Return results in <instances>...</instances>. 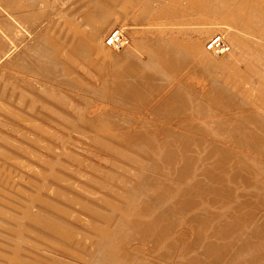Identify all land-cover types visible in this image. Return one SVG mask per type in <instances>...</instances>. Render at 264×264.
<instances>
[{
  "label": "rangeland",
  "instance_id": "rangeland-1",
  "mask_svg": "<svg viewBox=\"0 0 264 264\" xmlns=\"http://www.w3.org/2000/svg\"><path fill=\"white\" fill-rule=\"evenodd\" d=\"M190 1H191V3H190ZM190 1L189 0H0V61H1V64H0V71H1V73H0V81H1L0 82V103H1V105H6L5 107H2V108L0 107V113H2V114H0V120H1L0 121V128H2L4 130V132H5L4 133L2 131V129L0 130V132H2V133H0V137L1 136L2 137L4 136L3 138L2 137L0 138V144H1L0 145V150L3 153H5L6 156H8V157H6L5 155L0 154L1 155L0 156V159H3V160H0V166H2V167H0V170H2L1 171L2 174L5 175V173H8L10 171L12 172V169H13V172L10 175L11 178H14L16 176V173L17 172L20 173V174H22L23 176H26V175L28 176V174H31L29 172L30 171V168L28 169V168L23 167L22 165L20 166V164H18L16 161H14V160H19L20 161V160H22V158L24 159V160H22L23 162L21 161L23 164L27 165L28 167L34 168L35 170L37 169L38 171H41V172L44 171V169H45V171L47 170L46 172L44 171V173H47L48 170H49V168L52 167V166H53L52 168H54V169H55V167H56V169L59 168L60 171L58 169H57L58 172L56 170L55 171L57 173H60V174H57L56 173V175L64 176L67 179L68 178H73V176H74L75 181H76V178H77V181H76L77 183L83 182L84 180H82V179L79 180V178H78L79 175H78V173H77L76 170L79 171L80 169H85L86 171L92 172L97 177H99V176L101 177L102 176L104 178L102 180L104 184H106L107 182L111 183L110 184L111 186L109 185V183H107L106 184L107 187H95V188L100 193H101V191L104 192L105 193L104 196H105V198L108 201L114 203L116 206H119L118 210H116L115 212H112L110 207H108L106 205H102V204L99 205L98 203H95L96 201L91 200V199H88L85 196H83V194L77 193V192H75L73 190L70 191V188H66V185L65 186L64 185L63 186H59L58 185L59 183H56V184L54 183V186L56 185V187H61V188L62 187H65V188H62V189H59V190L66 189L65 192H69L70 191L69 193H71V194L72 193H75V194H73L75 196H77V194H78L77 197L81 198V200L84 203L86 202L90 206H93L94 205L96 208L99 207L98 209H100L104 213L112 214V218H111L112 221L109 222L110 224H108V226L110 227V229H112V231L114 230V232H115L114 227L116 228V224H118L117 225V228L119 229V231L116 229V233L122 231V234H123V232L127 229V228H125V226H127L129 228L130 227L132 228L133 227V224H134L132 220L134 218H136V217L142 218V219H147V218L150 219L152 217H153V219H156V218L159 217L161 219H164L165 222L168 224L170 230H171L172 241L174 240L176 242V244H177L176 247H175L176 249L174 248L175 249L174 252H173L174 249L173 250L171 249L168 252V251H165L163 249V247H161L160 245H158V246L161 247L162 249L159 248V247H157L154 243H152L148 239L141 238L137 232H132L131 228L130 229L128 228L127 229L128 232L127 233L124 232L125 235H128V233H129V235L127 236L128 238L126 239L127 241L125 240V247L124 248L127 251V253L130 256L131 255L132 256L131 257H128L129 262H125L124 263L121 260L122 258L118 259V260H121V261H118L117 258H115V260H114L113 254L112 255H108L109 253L110 254L113 253V252H111L113 249H111V250L109 249L111 246L109 248H107L109 246L108 244H107V247L106 248H103L104 245L106 246V243L105 242H107V240L105 241L102 238L101 239H97V237L99 236L97 233L94 234V231L93 230H92V232L89 231L87 227L83 226L84 224L80 220H78L76 218H74L75 220L74 219L72 220V218H70L69 220H67V223L70 222L69 225L71 226V223L73 222L72 223V226L73 227L75 226L76 229L77 228L78 229L80 228L79 230L77 229L79 232H82V233H85V234H90L88 236L91 237V241L85 243L84 245L83 244L82 245L80 244L82 247L80 245H76V244L71 243L74 246V248H75L74 249L75 251H74L73 248L71 250V246H70L71 244H68V248H67V247H65L63 245L64 242H61L60 241V243H62V244H59L58 241H56V242L53 241L52 242V241H49L48 240L49 241L48 242V241H45L43 238H40L39 239V242L40 243H37L39 245L38 246V249L41 252V255L43 254V257H46V258L49 257L48 259H45L44 258V260H50V261H44L46 264H52L51 260L54 259V257L55 258L57 257V258H59L61 260H67V261H69L70 264H93V263L94 264H98V262H99V264H101V263L102 264L103 263L106 264L107 262L109 264H111V263L112 264H116L117 262H118L117 264H121V262H122V264H129V263L130 264H186V259H185L184 252H187L191 259H193L194 261L195 260L199 261L200 264H217L216 262H214V260L211 257V255L206 251L207 248L205 247V245L200 240L201 239L199 237L200 236V229H199V226H197L198 223L200 224L202 220L203 221H207V220H209L208 218H210V220L212 219L211 222L209 220V222H210L209 224L210 225L212 224L213 221H214L213 222L214 225H216L218 223L219 224L220 223L223 224V221H224V224L225 223L226 224H229L230 223V224H233L234 225L236 223L235 222L232 223L233 219L236 216H238L240 214V212H241V211H238V210H242L245 207L243 205V202L244 203H247L248 202L249 205L251 207H253V208H251V212L253 214L255 213L256 215H258L262 211L263 212L261 214H264V204H263L264 202L262 201L260 203L261 200H264V186H263V184H264V173H263L264 172V151H262V150H264V110H260V109H264V103H263L264 102V99H262V98H264V95L262 93V92H264V75H262V74H264V71H263V69H264V67H263L264 66V63H263L264 62V57H262V58H260V57H250V56L245 57V58L244 57H228L227 60H226V57H224V59L221 60V62H222L221 63L220 62V59H217V58H220V57H217V56H220L221 55L219 53V51H215L214 50L216 53H213L214 52L213 51V48H216L217 49V47H216L217 44L215 43V45H214V41L217 40V38L215 37V34L213 33V31L211 32V29L208 28V27L211 26V24H208L210 21L209 22H205L206 19H203V18H206L205 16H207V17L212 16L211 14H212L213 9H214V6L213 5H214L215 0H204V1L203 0H201V1H199V0H195V1L194 0H190ZM241 1L242 0H220V3H222L224 6H230V5H233V6L236 5L237 6ZM173 2H174V4H173ZM197 2L200 5H198ZM199 2H203V3H199ZM204 2H205V4H204ZM167 3H169V4H167ZM188 3H190V4H188ZM188 5H189V7H187ZM191 5H193V6L195 5L197 10L193 6H191ZM167 6H169L170 8H168ZM179 6H180V9H178ZM207 8H209V9H207ZM175 9H177L179 11L177 12V10H175ZM171 11H172V13H171ZM205 11H207L208 13L210 12V13L209 14L208 13L206 14ZM182 13H184V14H182ZM186 13H188V15ZM174 14H176V15H174ZM150 15H152V16H150ZM173 15L176 16L177 19L181 18V19L177 20V22H178L177 23L178 24L177 25V28L179 29V28L182 27V29L181 30L179 29V31L180 32L182 31L183 34H187L188 39L189 38H191V40L194 39V38L196 39V37H197V36H195L196 35V32L202 31L203 28H205V27L208 28V29H205V30L208 31L209 34L207 32H205V34L201 35V37H200L201 39L199 37L197 38V40H202V43L204 45V50L205 49H208L210 51V56L211 57H209L208 60L206 58L205 59H201V57L197 56L194 53H188L186 51V49H180V48H182L181 46H177V48L175 46L172 47L171 43H169L171 37H166L165 38V37H162V36H160L158 34V30H157V26L158 25H160V26L166 25L165 29L166 30H169V33L172 34L171 30L170 29H167V28H169L168 26L171 24V22H169V20L171 21L172 19H175L176 18ZM201 15H203V17H200ZM194 16H195V18H193ZM182 18H184V19H182ZM186 18H188L189 20L186 19ZM150 20H151V22L153 24L150 22ZM154 20H155L156 23H154ZM167 20H168V22H167ZM203 20H204V22H203ZM207 21H208V19H207ZM191 23H193V24H191ZM203 23L205 25H203ZM72 24H75V26H73ZM252 24L253 23H250V25L252 26L251 27L252 28L251 30H254L253 28L257 27L254 30V32L257 30L256 33H255V35L257 33L260 34L262 32L261 31V28L259 27V26H261L260 22H259L260 25L259 24L258 25H256V24L255 25L254 24L252 25ZM190 25H193V26L191 27ZM179 26H181V27H179ZM76 27H77V29H76ZM196 27H197V30L196 29H193V28H196ZM187 28H191V29L190 30L188 29L189 30L188 31ZM183 30H184V32H183ZM190 31H191V33L193 35L190 33ZM139 35H142V36H139ZM216 36L217 37H220V35H217V34H216ZM211 37H213V38L210 39ZM153 38H154V40H152ZM167 38H169V39H167ZM183 38H184V41H185L186 40L185 37H183ZM183 38H181L182 41H183ZM166 39L168 40L167 42H166ZM205 40H206V42H204ZM140 42H142V44H143L144 47H147L145 49H150V52H147L146 53L147 55H145L144 53L143 54L136 53V54H133L131 56L133 49H134L133 52H135V50L137 49L136 47L138 46L137 43H140ZM156 42L157 43L164 42V43L161 44L162 45L161 46L160 44H157ZM166 43H167L168 46L171 45V48L172 49L170 48V46L168 47L166 45ZM92 44H101V46L103 47V50L98 51V52H95L97 50L94 51L95 48H93V47L91 48V45ZM156 44H157V46H156ZM158 45H160V46H158ZM220 45H222L224 47L226 46L225 48L224 47H221V49L223 48V50H225V51H226V49H230L229 44H226V42L221 41L220 42ZM148 46H150V48ZM166 47H167V49L165 50L164 48H166ZM151 48L154 51L153 54H151V50H152ZM168 48H170V49L168 50ZM11 50L12 51L14 50V51L12 52ZM172 50H174V52L175 51H178L180 53H178V52L176 53L175 52L178 55L175 54L176 57H172V59H170L171 61L168 60V57H166L167 60L165 59V57H162L163 59H165V62L162 63L161 61H164V60L162 58H160V57L162 55H164L166 52L172 51ZM159 51H160L161 54L160 55H157L156 53L159 52ZM181 51L182 52L185 51V52L181 53ZM227 52H228V50H227ZM62 53H64L67 56H65ZM149 53L152 55V57H151V55ZM230 53H232V52L230 51ZM137 54L140 55L141 57H135V56H138ZM10 55H11V57H10ZM154 55L156 57H153ZM182 55H187V56H185L186 58H184ZM146 56H148V57H146ZM2 57L4 59H2ZM5 57H9L10 60H9V58L7 59ZM13 57H17V58H13ZM87 57H89V59H87ZM91 57H92V59H91ZM98 57L100 59H97ZM187 57H189V58H187ZM197 57H198V60L195 59ZM182 58H184V59H182ZM52 59L55 60V61L53 62ZM61 59L65 63H63ZM69 59H72V60H69ZM95 59H97V61H95ZM134 59H136V60H134ZM141 59L143 61H141ZM14 60H18V61H14ZM175 60L177 61V63H179L178 65H177V63H176ZM183 60H185L187 62L189 61V63H187V62H185ZM3 61H4V63H3ZM7 61H9V62L14 61L13 62L14 64L12 63L9 66H7V65L4 66L5 64L9 63ZM50 61H51V63H50ZM136 61H138V62H136ZM195 61H197V63H195ZM198 61H199V63H198ZM213 61L217 65H215V63ZM227 61H233V62L231 63V62H227ZM250 61H252V62H250ZM17 62H19V63H17ZM171 62H172V64H171ZM183 62L187 63L188 65L187 64L184 65ZM236 62L238 64V66H237ZM48 63L52 67L51 66H48ZM55 63H57L59 66L56 65ZM78 63H79V66L76 65ZM80 63H82V64H80ZM111 63H113V64L111 65ZM131 63H134V64H131ZM148 63L151 64V65H149ZM164 63L165 64L167 63L166 65H168V66L166 67V65ZM212 63H214V64H212ZM219 63H220V65H219ZM228 63L230 65V67L228 65H226ZM260 63H262V64H260ZM18 64L20 66H17ZM52 64H55V65L53 66ZM146 64L149 65V66H147ZM174 64H176V66H178V67L172 66ZM203 64H204V67L206 66V68L204 70L202 68L203 67ZM207 64H210L211 67L209 65H207ZM2 65L4 66V70L6 69L5 72H3L4 70L2 71V68H3ZM96 65L98 67L99 66H101V67L98 68ZM117 65H119L120 67L117 68L118 67ZM145 65H146V67H150L151 69L146 68ZM155 65L158 66L157 69H159V71H157ZM160 65H161V67H160ZM194 65L195 66L197 65L196 66L197 68L194 67ZM212 65L213 66H216V67H212ZM221 65H222V67H221ZM252 65H254V66H252ZM255 65H257L256 68H254ZM10 66H12L14 69L12 67H10ZM70 66L71 67L73 66L74 68H71ZM94 66L97 69L94 68ZM187 66H189V67H187ZM192 66H193V68H192L193 70L190 68ZM231 66H233V67L236 66L237 68L236 67L232 68ZM247 66L249 67V69H247L248 68ZM23 67H24L25 70L23 69ZM85 67H86V69H85ZM111 67H113V68H111ZM142 67L143 68L145 67L147 70H145V68L143 70ZM164 67L167 69L165 71L168 72V73H165V71H163L165 69ZM173 67L174 68H177V70H175ZM200 67L202 68L203 71H200V73H198V70H201ZM17 68H18V70H17ZM29 68L31 69V71L33 73L30 72V69ZM51 68H52V70H51ZM183 68H184V70H183ZM198 68H200V69H198ZM207 68L209 70L213 69L214 71L211 70L209 72V70ZM257 68L260 69V70L258 71ZM7 69H10L11 71L10 70L8 71ZM186 69H187V72H186ZM194 69H197V72L194 71ZM239 69H240V72L238 71ZM252 69H254V70H252ZM16 70L19 71V72H17ZM39 70L40 71H43V72H40ZM139 70H140V73L137 74V72ZM148 70L149 71H152V72H148ZM178 70L181 73L178 72ZM228 70H229L230 73L231 72H233V73L229 74ZM248 70H251V71H248ZM21 71H22V73H21ZM117 71H119L120 73L117 72ZM143 71H144L145 74L143 73ZM184 71H185V73H183ZM223 71H225V72H223ZM255 71L256 72L258 71V72L255 73ZM11 72L16 77L14 75H12ZM57 72H59V73H57ZM162 72H163V74H162ZM227 72L229 74V77H228V75H226ZM235 72H237V73H235ZM6 73H7V75H6ZM31 73L34 75V77H33V75ZM40 73H41V75H44L46 79L44 77L42 78V76L39 75ZM70 73H73V74H70ZM134 73L136 75L135 77L133 75ZM8 74H10V75H8ZM21 74H23V75H21ZM149 74H150V76H149ZM194 74L195 75L197 74L198 76L197 75L195 76ZM203 74H204V77L202 76ZM223 74L225 75L226 78L223 77ZM234 74H235V77H232L231 75L234 76ZM238 74L239 75L240 74H243L242 77L246 78V79L243 78L244 79L243 81H245V85H242V84L237 85V83H238L237 82V80H238V78H237L238 77ZM38 75H39V77H38ZM50 75H51V77H49ZM129 75H132L133 78L129 77ZM163 75L164 76L167 75L166 76L167 78H169L171 76L170 79L173 78V81H171L170 79H167L166 77H165L166 81H164L165 79L161 80L164 77ZM168 75H170V76H168ZM21 76H23V77L26 76V77H24L25 79H21L20 78ZM157 76H158V78H157ZM193 76H195V77H193ZM199 76H202L204 78V81H202L203 80L202 77H200L201 79H199L198 78ZM5 77H6V80H5ZM8 77H9L10 81H9ZM11 77H13L14 80ZM58 77L61 80V81H59V83L57 82L58 81ZM108 77H109V79H107ZM110 77H112V78L110 79ZM127 77H129L128 81H131V83L128 82V81H126L127 80ZM196 77L198 78L197 81H196V79H197ZM27 78H29V79H27ZM34 78L36 79V81H38V83L35 81ZM229 78H231V79H229ZM249 78H251V79H249ZM11 79H12V81H11ZM18 79H21V80H18ZM51 79L52 80L55 79V80H53V82H52ZM112 79H114V81ZM118 79H119L120 82L118 81ZM188 79L189 80L191 79L190 80L191 82ZM247 79L249 81H247ZM3 80H4V82H3ZM30 80L32 82H35V83L32 84V82ZM41 80H42V82H41ZM46 80H49V81L46 82ZM105 80L107 82H105ZM178 80H181V81H178ZM192 80L193 81L195 80L194 82H197V83H195L197 85L196 88H195V84H193V81ZM230 80H232V82ZM234 80H236V81H234ZM24 81H25V83H24ZM55 81L57 83H54ZM112 81H113L114 84L112 83ZM187 81H189V82H187ZM222 81H224V82H222ZM226 81H228V82L226 83ZM79 82H81V83H79ZM127 82H128V84H127ZM164 82L166 83V85H165L166 87H167V84L170 85V87L168 86L166 88L164 86ZM169 82H170V84H169ZM199 82H202V83H199ZM203 82H206V83H203ZM260 82L262 84H260ZM16 83H18L19 86H21V85H23V86L19 87L18 84H16ZM76 83H78V87H77V84ZM99 83H101V85ZM125 83L127 85H125ZM162 83H163V85H162ZM180 83H182V84H180ZM190 83H191V85H190ZM248 83H250V86L251 87L248 86ZM40 84H41V87L42 88L39 87ZM55 84L57 86L60 85V87H57ZM107 84H108V86H107ZM130 84H131V86H130ZM187 84H188V86H187ZM200 84H202L203 86H200L199 87L198 85H200ZM204 84H206V86ZM231 84H233V86ZM7 85H9L10 87L8 88ZM91 85H94V86H91ZM124 85L126 87H123ZM133 85L135 87H133ZM146 85H147V87H145ZM171 85H173V86H171ZM176 85H177V87H176ZM182 85H184V86H182ZM224 85H226L230 90H232V88H233V90H232L233 93H231V91L228 88L226 89L225 88L226 86H224ZM234 85H237L238 87L237 86H234ZM30 86H31V88H30ZM61 86H63V87H61ZM103 86H104V88H103ZM119 86H121L120 87L121 90H120ZM140 86L141 87L142 86L145 87L144 88L145 90L143 88H141ZM163 86L165 87V89H163ZM243 86H244V88H242ZM255 86H257V87L255 88ZM49 87H50V89H48ZM55 87H57V88H55ZM81 87H83L82 89H84V90L86 88L85 92L82 91V89L79 90V88H81ZM88 87L91 89V91L93 90L94 95H93V92L91 94V91H90V89ZM100 87H102V88H100ZM127 87H129V88H127ZM132 87H133V89L135 91H133ZM173 87H175V88H173ZM183 87L184 88L186 87L185 88V92L183 91L184 90ZM193 87L195 88V90L197 91V93H195L196 91L193 90L194 89ZM217 87L219 89L221 88L220 89V92L218 91V88ZM253 87L256 90L253 89V91H250V90H252L251 88H253ZM37 88H38V90H37ZM62 88H64V89H62ZM66 88H69V91ZM71 88H72V90H71ZM77 88H78V90H76ZM122 88L123 89L125 88L124 90H126V91L128 90L127 91L128 94L127 93L124 94V92L122 91ZM179 88H180L181 92H183V93H185V95H187V96H184L185 98L182 95L183 93L179 94V92H180ZM188 88H190V90L192 89L193 92H191ZM200 88H203L204 91L202 89H200ZM238 88H239V93H238ZM7 89H9V91ZM52 89H56V91H58L59 94H62V96H64L67 99V101L62 102V101H56V100H54V98L52 96H50V94L52 92ZM112 89H114V90H112ZM131 89H132V91H131ZM139 89H142V90H139ZM241 89L242 90L245 89V91L241 92L242 91ZM28 90H30V91H28ZM32 90H34V91H32ZM105 90H108V91H105ZM143 90H144L145 93L143 92ZM147 90H148V94L149 95H151V96L154 95V96L153 97L149 96L147 94V92H146ZM149 90L155 91L156 94L154 92H152V91H149ZM158 90L160 91L159 94L157 93ZM173 90H174L173 96L175 97V99H174V97L172 98L173 102H172V100H170V102H169V100H165V99H168L166 97L169 94L171 96V93L173 92ZM176 90H178V93H177ZM188 90H189L190 93H188ZM216 90L218 91L219 94L217 93ZM224 90H225V92H224ZM228 90L230 92H228ZM81 91L83 93L89 94V96L90 95L91 96L89 97L86 94H82ZM95 91L98 93V94H96V97H98V98L100 97V100H97L98 98L95 97V93H96ZM102 91L104 92L105 95H101L100 94V93H102ZM140 91H142L141 94H143V93L145 94L144 97H145L146 101L144 100L143 101L144 103L142 101L138 103V101H140V100H136L135 99V95L138 92H140ZM207 91L210 92L209 95H211V96H209L206 93ZM236 91H237L238 95L235 93ZM255 91L256 92L258 91V92L256 93ZM5 92L7 94L9 93L8 95L10 97ZM22 92H25V93L27 92V97L24 98L25 100L23 98H21ZM28 92H30V94ZM33 92H35V94ZM211 92H212V94H211ZM246 92L247 93L250 92L251 95L249 94V96H247L248 94ZM259 92H260V94H258ZM11 93H13V94H11ZM108 93H111V94H108ZM163 93L165 94V96H164ZM166 93H168V94H166ZM191 93L192 94L195 93V94L192 96ZM214 93H217V94H214ZM229 93H231V96H230ZM242 93H244L246 96L243 95ZM67 94H69L70 96H67ZM161 94H163V95H161ZM177 94H179V95L177 96ZM202 94H204V95H202ZM205 94H207L206 97H204L205 100H204V98L199 97V95L200 96H205ZM228 94H229V97H228ZM233 94L235 96H237V98L239 97L238 100L239 99H241V100H239V101L238 100H235L234 101V99H232V98H235L233 96ZM255 94L257 95V98H259L260 101L256 98V95ZM32 95H33V97L35 96L36 102H35V104L30 105L29 98ZM107 95H110L109 97L111 99L114 98L112 100L113 102L112 101L110 102L111 99H109V97H106ZM111 95H112V97H111ZM127 95H128V97H127ZM131 95L134 96V97H132ZM190 95L193 98L192 97H189ZM197 95H198V97L196 98L197 100H195L194 98ZM212 95L214 97H216V95H217V98L212 99L213 98ZM225 95H227V96H225ZM258 95L259 96H262V98L259 97ZM46 96H47V98H46ZM87 96L89 97V99H87ZM93 96L96 99H93L92 100V98H94ZM102 96H105V97H102ZM147 96H148V98H146ZM179 96H182V97H179ZM243 96H245V97H243ZM252 96L253 97L255 96V97L253 98ZM121 97H122V101L120 102L119 100L121 99ZM130 97H132V98H130ZM150 97L153 100H151ZM176 97H178L179 99L176 98ZM241 97H243V99ZM17 98H18V100H17ZM105 98H106V100L109 99L108 102L105 100ZM127 98L130 99L131 101H129ZM199 98H201V99H199ZM223 98H224V100H223ZM246 98L248 99V101H247ZM116 99H118L119 102L114 101ZM124 99H127V102L128 103ZM176 99H178L182 103L185 101L186 103L185 102L184 103L187 104V105H185V107H184V104L182 105V103H181V106H179L180 105V102L179 101L178 102L175 101ZM193 99L195 100V102H193ZM209 99H211L212 102H214V103H212L211 100H209ZM221 99L223 100V101H221L222 104L221 103H218V102H220ZM226 99L229 102H227ZM254 99H256L255 102H254L255 104L253 103ZM189 100L191 101V103H189L190 102ZM203 100L205 102H201ZM215 100H216L217 103L215 102ZM39 101H40V103H39ZM93 101H95L94 103H96V104L92 103ZM105 101H106V103H105ZM132 101H134V102H132ZM174 101H175V104H174ZM207 101H209V102H207ZM245 101H246V103H245ZM42 102H44V103L42 104ZM152 102L155 103V104H152ZM247 102H248V104H247ZM259 102H262V103H260L259 105H256ZM19 103H20L21 106L19 105ZM108 103H110V104H108ZM160 103H162V104H160ZM170 103H173V104L171 105ZM201 103H202V105H201ZM208 103H210L211 105H209ZM223 103H227V104L230 103V104L228 106H227V104H224V106H223ZM13 104H15V107H14ZM190 104H191V106H190ZM207 104H208V106H207ZM249 104L251 105L250 107H249ZM55 105H57L58 108ZM100 105H102V106H100ZM135 105H138V106H135ZM144 105H146V106H144ZM176 105H177L178 112L180 111L179 113L176 112L177 111L175 109L176 108ZM199 105H201V106H199ZM203 105L204 106H207V107L204 108ZM61 106H62V108H60ZM96 106H98V107H96ZM149 106H150V108H149ZM19 107L21 108V110H19L20 109ZM103 107H105V108H103ZM180 107L183 108V109H179ZM198 107L200 108V110H201V107H202V110L199 111V108ZM11 108H13V109H11ZM93 108L95 109V112H93V110H92ZM102 108L104 110L107 108L108 111L107 112L106 111H103ZM206 108L210 112H207V109ZM209 108H211V109H209ZM250 108H252V109H250ZM189 109H191V110H189ZM203 110H204L205 113H200V112H203ZM251 110H253V113H252ZM35 111L38 112V113H35ZM60 111L61 112L64 111L63 112L64 114L63 113H59ZM86 111L88 112V114H87ZM183 111H185V112H183ZM197 111L199 112V114H198ZM24 112H26V113H24ZM96 112H97V114H96ZM109 112L111 114H109ZM170 112H171V114H169ZM55 113L56 114L58 113L59 115L58 114L57 115L59 117ZM65 113H66V115H65ZM81 113H83L84 115L81 114ZM106 113H108L110 117H108V114H106ZM156 113H158V114H156ZM164 113H165V115L167 114V116L169 118L167 116H165ZM184 113L185 114L188 113V115L186 117L184 116L185 118L182 117L183 115H185ZM258 113H259V116H261V115L262 116L259 117L258 116ZM29 114H31V115H29ZM33 114H35V115H33ZM67 114H69V115H67ZM72 114H73V116H72ZM181 114H183V115H181ZM203 114L206 115L205 118H204V115ZM49 115H50V119H49ZM162 115H163V117H162ZM179 115H180L181 118L179 117ZM194 115L196 117H194ZM215 115H217V116L215 117ZM199 116H200V118H203L204 121L201 120L200 118H198ZM210 116L214 117L215 119L214 118L211 119ZM31 117H32V119L35 118V120H32ZM84 117H86V119ZM92 117L93 118L95 117V118L92 119ZM97 117H98V119H97ZM104 117H105V119H104ZM171 117H173L175 119L172 120L173 118H171ZM188 117L191 118V119H188L191 123H192V121H191L192 119L196 123L193 122L194 125H193V123L190 124V122L188 120H187L188 123L187 122L185 123L186 118H188ZM207 117H209V118H207ZM6 118H7V120H4ZM12 118H14L15 120H13ZM38 118H40V119L43 118V119L42 120H39ZM170 118H171V120H170ZM178 118H179V120L180 119L181 120L179 121ZM183 118H184V121H183ZM195 118H196V120H195ZM206 118H207V120H206ZM37 119L39 121L38 125H37V122H38ZM136 119H137V121H136ZM197 119H198V121H197ZM3 120H4V122H2ZM44 120H45V122H44ZM90 120H91V122H92V120H97L96 122H98V123H96L94 121H93L94 123H91ZM98 120H102V121H98ZM103 120L105 121L104 122L105 124L103 123ZM107 120H108V123H107ZM110 120H114L115 122L114 121L110 122ZM116 120H117V122H116ZM212 120H214V121H212ZM9 121H11V122H9ZM54 121H56V122L54 123ZM118 121L120 123L117 125ZM131 121L134 124H131ZM176 121H178V123ZM208 121H210L209 124L207 123ZM14 122L16 124H13ZM23 122L24 123H27V124H24ZM34 122H35V125H34ZM42 122H44L45 124L44 123L42 124ZM50 122H53V123L50 124ZM121 122H123V123H121ZM141 122H142V124H141ZM182 122H183V124H182ZM213 122L214 123H217V124H214V125H216V127H214ZM11 123H12V126L10 125ZM85 123H87V124L85 125ZM112 123L114 125H116L115 126L116 128L112 129L113 126H114ZM144 123L146 124V126H148V129L145 126ZM179 123H181L180 124V127H179ZM205 123L208 124V127H207V125ZM127 124H129L131 126H128ZM137 124H139L140 126L137 125ZM186 124H189V126H187ZM13 125H14V127H13ZM17 125H19V127H21V128H19ZM185 125H186L187 128L185 127ZM217 125H219L218 127H219V130L220 131L219 130L217 131V129H218ZM15 126H17L18 128L15 127ZM81 126L82 127L85 126V127L82 128ZM97 126H99L100 129H99V127L97 128ZM182 126H184V128H182ZM190 126H191L192 129L190 128ZM87 127H88V129H87ZM108 127H109V130L110 131L108 130ZM132 127H134V130H133ZM196 127H197V130L199 129L200 132L196 130ZM211 127H212V129H211ZM12 128H14V129H12ZM49 128H50V132L51 133L49 132ZM188 128H190V129H188ZM103 129H104V132H107L108 131V133H104L103 132ZM124 129L127 131V133H126V131ZM146 129L150 133L149 132H146L147 131ZM184 129H187L190 132L189 131H186ZM13 130H15V131H13ZM23 130H24V133H23ZM95 130H97V131L95 132ZM105 130H107V131H105ZM118 130H121V132L123 131L124 133L123 132L121 133ZM193 130H196V131H193ZM213 130H216V132H213ZM8 131H10L12 133L13 132H16V133H13L12 134V133L9 132L10 133L9 134ZM27 131H28V133H27ZM203 131H205V132H203ZM207 131H210V134H207V133H209ZM44 132H46V133L43 134ZM97 132H99V133H97ZM110 132H111V135L113 134L112 135L113 138L109 134ZM134 132H135V134H136V132L137 133H139V132L140 133H142V132L145 133L146 132L147 133L146 136H148L146 138L153 139V138H155V135H156V137L161 138V139L156 138V140H154V141L152 140V141L145 142L146 143V149H145L144 144H140L142 142V139H140V141H141L140 142L137 139L138 137L135 134H134L135 136L132 134ZM151 132H153V133H151ZM217 132H218V134H217L218 136L216 135L217 136L216 137V136H214L213 133L216 134ZM6 133H8V134L7 135H4ZM95 133H97V134H95ZM102 133H103V136H101ZM162 133L164 134L163 136L161 135ZM203 133H206V134H203ZM14 134H15V136H13ZM131 134L133 136H131ZM166 134L168 136L174 137V140L177 142V145H179V146L182 147L183 146L182 145V142L184 141L185 148H187L188 146H190V148L186 149L185 151H183V149H181V153L188 155V159H189L188 160V163L189 164L191 163L190 165L188 164L189 167H191V168L193 167L192 168V172L189 173L188 175L183 176L184 178L179 177V174L178 173L172 172V171H174L173 170V167L170 169V167H168L167 164H166V161H168V159L165 161V159L167 158L166 155L163 152H161L158 149H156L157 148L156 147V143L161 144L163 142L162 140H164L166 142V140H165L167 138V135ZM125 135L128 138V139L126 138L127 139L126 140L127 141L126 143H125V141L122 142L123 141L122 138H125ZM128 135H130V137H128ZM210 135H212V136H210ZM34 136H38V137L36 138ZM41 136H42V138H41ZM8 138H12V139H8ZM111 138H112V140H111ZM114 138H115V140H114ZM181 139H183V141ZM18 140H22L23 143H21V141H18ZM64 140H66V141H64ZM104 140H106V141H104ZM130 140L133 141V142H130ZM157 140H159V141H157ZM212 140H214V142ZM24 141H25V143H27V142L28 143L31 142V143H30V145L28 143L25 144ZM11 142H12V144H11ZM120 142H122V144H120ZM128 142L129 143H134L135 145L132 144V145H134V146H132ZM244 142L246 143L247 146L250 145L251 148L250 147H247L246 148L245 147L246 145H243L242 144ZM42 143L45 144V145L48 144V146H50L53 150H57V148L58 149H63L64 148V150H66L70 155H64V154H62V156L61 155H57L56 152L54 153V151H52V150L44 149L42 147ZM117 143H119V145ZM138 143H139V145H138ZM148 143H153V144L151 145V144H148ZM187 143H188V145H187ZM240 143H241V146L238 145ZM53 144H54V146H53ZM252 144H254L253 147L255 149L257 147L259 149L253 150ZM256 144L257 145L260 144V145L257 146ZM20 145H23V146H20ZM242 145H243V147L245 149L242 147ZM3 146H5V147L7 146L8 147V148L6 147L7 148V150H6L7 152L4 151L6 148L3 147ZM62 146H64V147H62ZM239 146H240V148H239ZM41 147H42V149H41ZM114 147L115 148H119V147L121 148L122 147L121 149H123L125 151V153H127L129 156H131L132 158H134L135 161H132L129 158H126V156L121 155V154H119L117 152L111 151V149L114 148ZM206 147H208L207 148V151L205 149ZM32 148H34V149H32ZM127 148H128V150H126ZM139 148L141 150H139ZM209 148L211 150V151L209 150L210 152H208V149ZM134 149H135V152H133ZM200 149H202L203 152ZM16 150L18 151L19 154L21 153V155L24 156V157H22L21 155L16 154V152H17ZM36 150H37V152H36ZM101 150L103 151V153L100 152ZM11 151L13 152V154H12ZM42 151H43V153H42ZM126 151H128V152H126ZM193 151L194 152L196 151L197 155ZM218 151H219V153H217ZM9 152L11 154H8ZM155 152H156V154H155ZM200 152L203 155L202 154H199ZM44 153H45V155H43ZM151 153H153V154H151ZM134 154H136V155H134ZM207 154L208 155L211 154V156H207ZM212 154H214V155H212ZM36 155H37V157H36ZM156 155H157V158H156ZM215 155L217 157H215ZM223 155L226 156V158H224ZM227 155L229 157H227ZM30 156L32 157L31 159H30ZM49 156H50V158H49ZM69 156H70V158H69ZM238 156H239V158H238ZM54 157L57 158V159H54ZM74 157L75 158H78V159L75 160ZM164 157H165V159H164ZM206 157H208V159L210 157L209 161H208V159ZM211 157H212V159H211ZM222 157H223V160H222ZM241 157H243L244 159H242ZM26 158H28V159H26ZM82 158H84V159H82ZM193 158L195 160H193ZM196 158H198V159H196ZM201 158H203V159H201ZM41 159H43V160L41 161ZM152 159H153V161H152ZM206 159H207V161H206ZM224 159H225V161H224ZM236 159H237V162H236ZM241 159L242 160H245L246 162L245 161H241ZM29 160L30 161H33V162L36 161V162L33 164V162L30 163ZM50 160H52L53 162L50 161ZM238 160L240 162H242V164L244 163L245 165L243 166L241 163H238L239 162ZM4 161L5 162H8V165H7L6 168L3 167V165L4 166L6 165ZM25 161H26V163H24ZM62 161H64L65 163L62 162ZM200 162H201V164H200ZM217 162L219 164H217ZM229 162H231V163H229ZM235 162H236L237 165L240 164V166L239 165L238 166L236 165L235 167H233V165L235 164ZM1 163H3V164H1ZM16 163L18 165H16ZM36 163L40 167H37L38 165H36ZM154 163L156 164L155 167H153ZM224 163H226L227 165L224 164ZM67 164H69V165H67ZM71 164H73V165H71ZM219 165H220V167H219ZM13 166H15V167H13ZM135 166L138 167V168H135ZM158 166H160V168ZM242 166L244 167L243 169H242ZM254 166H256V167H254ZM41 167H46L47 169L46 168H41ZM120 167H122L123 170ZM15 168H17V169H15ZM76 168H79V169H76ZM103 168H106L107 171H105V169H103ZM232 168L233 169L234 168H236V169L239 168L241 171L239 170L238 172H236L237 171L236 169L233 170V171H231ZM251 168L255 169L254 170V173L251 170ZM259 168L261 169V171H263L262 173L259 171L260 170ZM7 169H10V171L7 170ZM19 169H20V171H18ZM92 169L93 170L95 169V170L92 171ZM169 169H170V171H169ZM21 170H23V172ZM109 170H111V172ZM113 170H115V171L117 170V171L115 172ZM154 170H156L157 172L159 171V174H156ZM227 170L230 173L235 174V177H233L234 175L233 176H230V173L227 174V172H228ZM14 171H15V173H14ZM213 171L215 172V174L217 176L216 177L217 179L212 178L211 173ZM218 171H219V174H218ZM251 171H252V174H255V176L254 175L253 176L251 175ZM64 172L65 173L67 172L66 173V176H65ZM161 172H163V173H161ZM208 172L210 173V175H209ZM223 172L226 173V175H227L226 178H225L226 175ZM239 172H240V174H239ZM242 172H243L244 175L242 174ZM246 172H247L248 175L245 174ZM26 173H28V174H26ZM106 173H108L109 175H107ZM164 173L169 178L167 176L165 178V174ZM256 173H257L258 176H256ZM115 174H118V175H115ZM154 174L157 177V179L154 176ZM196 174L198 175V177H196L197 176ZM237 174H239V175H237ZM143 175H145L146 178L149 176L148 178H150V180L148 178L146 179L145 177H143ZM159 175H161V177ZM241 175H243V176H245L247 178L245 179ZM151 176H153V177L151 178ZM219 176H220V178H218ZM229 176H230V180H228ZM221 177H223V178L221 179ZM248 177H249V181L250 182L248 181ZM251 177L252 178L254 177V180L252 179L253 182L250 179ZM260 177H263V178H261L262 180L260 179ZM235 178H236V180H235ZM240 178L241 179H245V180H241ZM48 179H50V182H53L55 180L52 176H49ZM107 179H109V180L107 181ZM158 179H159V181H158ZM165 179H166V181H165ZM218 179H219V181H218ZM12 180L13 179H11L10 181H12ZM120 180L123 181V182H121V183H123V186H121V188L119 186L120 184H117V181H120ZM152 180H153V183L151 182ZM213 180H214V183H213ZM1 181H3V180H1V177H0V183H2V185H0V186H2L3 188H5L6 190L9 189L8 191H11V193L9 192L10 193V199H13L14 200L15 199L14 196L17 195V193L14 190V188L11 187V182H9V184L5 185V183L4 182H1ZM75 181H73V182H75ZM169 181H171V182H169ZM180 181H182V182H180ZM216 181H217L218 184L216 183ZM222 181H223V183H222ZM231 181H232V183H231ZM242 181H245L247 183H244L243 182V184H244L243 185L241 183ZM260 181H262V182H260ZM85 182H86V180H85ZM113 182H114V184H112ZM147 182L148 183L151 182L152 186L156 182L157 185L159 184V187L158 186L156 187V185H154L155 187H152L151 185H149L150 183L148 184ZM197 182H199V184L201 183L200 184L201 186L204 183L205 184V185L203 184L204 185V188L207 187L208 185H212L214 187L216 186V188L213 187V189H211L212 186H210V187H208L206 189H204V188H199V189H196L195 188V190L193 189L195 192L198 191L197 192L198 194H195L196 195V197H195L196 198V204H195V206H192V208H188L189 210L188 209L187 210L186 209L185 210H182L179 207H177L175 205L176 198L172 197V195H168L165 192V189L170 188V185H171V187H173L174 189H176L177 191H179L180 190L179 188L182 187L181 188V190H182L183 188L186 187L185 186V183L189 187V186H193L194 184H197ZM227 182H228V185H227ZM233 182H234V184H233ZM251 182H252V184H255L254 187H253V185H251ZM16 183H18L17 180H16ZM173 183H175V184H173ZM23 184H25V185H23ZM235 184H236V186H234ZM256 184H257V186H256ZM83 185L89 187L85 183H83ZM24 186H25V188L27 187V189L22 188L21 191H24V192H27V193L31 192V190H30L31 186L28 185V183H22V187H24ZM228 186H230V187L228 188ZM129 187L132 189L133 192L130 191V188ZM221 187H223V190L221 189ZM256 187H259V188H256ZM111 188L118 189V191H119L120 194L112 193ZM224 188H225V190L228 189V190H226L227 193L224 190ZM261 188H263V189L260 190ZM119 189H121V190H119ZM161 189L164 190V192H163L164 194H161L162 193L161 192L162 191ZM208 189H211L210 192H208L209 191ZM231 189L235 193L233 195V192H231V197H229V195H230L229 194L230 193L229 191ZM176 190H174V191H176ZM205 190L208 193L207 192H204ZM122 191H124V192H122ZM125 191H127V192H125ZM129 191L131 193H129ZM199 191L201 193L202 192L203 193L201 194ZM219 191H221L222 194H219L218 193ZM223 191H224V193H226L225 194L226 196L223 195ZM0 192H1V189H0ZM106 192L110 196L107 195ZM13 193H16V194L14 195ZM43 193L46 194V195L48 194L46 191H43ZM213 193L215 195H213ZM259 193H261V194L259 195ZM19 194L22 197L18 196L20 199H17V201H19L20 203L21 202L23 203V200H21V199H24L23 193H19ZM216 194H217L218 197L216 196ZM237 194H239V195H237ZM241 194H243L244 196L241 195ZM135 195H137V196H135ZM221 195H223L224 197H222ZM257 195H258V197H257ZM122 196H124V197H122ZM126 196L128 197L129 200H131L130 202H128V200L126 199L127 198ZM260 196H262L260 198V200H257ZM52 197L54 199L56 198L55 199L56 201L53 198H50L51 199L50 200L51 202L59 203V200H58L59 198H57L56 196H52ZM83 197H85V198H83ZM130 197H132L133 199L136 198V197L137 198L133 200ZM138 197L141 200H139ZM216 197L218 199H216ZM226 197H228V198H226ZM242 197H244L245 198V201L246 200L247 201L246 202L243 201L244 198L242 199ZM168 198H170V199H168ZM224 198H226V199H224ZM220 199H221L222 203H221ZM228 199H230V202H228L229 201ZM47 200H48V198H47ZM120 200H123V201H120ZM125 200L128 203L125 202ZM167 200H170V201H167ZM224 200H227L226 203H225ZM250 200L252 202H254V204L251 203ZM173 201H175V202L173 203ZM139 202H141V203H139ZM231 202H232V204L234 206L232 204H231L232 206L230 205ZM258 202L260 203V205H259ZM123 203H125L126 205L129 204V203H131V205H127L128 207H131V206L133 207L134 205H136L137 207L134 206L131 210H129L130 208H125L124 207L125 210L128 209L129 211L122 212L123 211V206H126ZM3 204L5 206H2ZM61 204L62 203H60V205ZM2 205L1 206L2 207H5V208H7L8 206H10V208L12 209L11 205H8L4 200H2ZM101 206H103L104 208L103 207L101 208ZM139 206H142V208L139 207ZM230 206L231 207H234L235 211H234L233 208H232L233 209L232 210L230 208ZM144 207H146V208H144ZM219 207H221V208H219ZM192 209H194V210H192ZM204 209H206V212H205ZM217 209H219V210H217ZM79 210L82 212L83 215L80 214L81 212H79V213L76 212V211H79ZM103 210H106V211H103ZM136 210L138 212L139 211H145V210L148 211L149 210L148 212L149 213L151 212L152 215H150L148 212H147L146 215H145L146 212L144 214L142 212H139L138 213V212H135ZM202 210H203V212H202ZM223 211H229L227 213L228 214L227 217L226 216L220 217V214ZM230 211L232 213H234V212H236V213L232 214ZM83 212H85V214H88V215H85ZM207 212H211V213H208L209 216L207 215ZM74 213L76 214V216L82 218L85 221H89V222H92L94 224H98L99 223L98 224L99 226L100 225L101 226H104L103 224H100L102 222L101 219H99L98 220V223H96L97 220L96 219H93L91 217V215L86 211V209H83V208H75ZM127 213H129V214H127ZM131 213L132 214L134 213V214L130 216ZM214 213H217V214H214ZM59 214L61 215L60 212H58L56 214L57 215V220L59 219V217L60 218H63V219H59V221L64 220V217L62 215H61L62 216L61 217ZM154 214H155L156 217L153 216ZM222 214H224V213H222ZM116 215L117 216L118 215H121V217L120 216L117 217ZM136 215H139V216H136ZM231 215H233V216H231ZM0 217H2L3 219H6V218H4V216H0ZM119 217H120V219L122 217L126 218L125 219V221H126L125 223H127V224L125 225V224H123L124 221L122 222L120 219H117ZM196 217H199V219H200L198 221V223H196V221H197L196 220ZM211 217H213L214 219L211 218ZM230 217H232V218L230 219ZM114 218L117 221H115ZM124 218H122V219L124 220ZM228 218L230 219V221H229ZM119 220H120V223H122V226L124 228L121 226V224L119 225ZM127 220L130 222L129 223L130 225L128 224V221ZM3 221L5 222V220H3ZM6 221H8V222H5V223H9V224L11 223L9 219H6ZM74 221H75V223H74ZM65 222H66V220H65ZM5 223H0V231H2V232L4 231L3 233L0 232V236H1V238H2V236H4L3 238H5L4 240H3V238L2 239L0 238V242L3 240L0 243V248L1 249H2V247L4 248V244H7V245L10 246V244L13 242V239L11 238L12 236H7V235H10V234H9V232L8 233L5 232V230H4V229L7 228V225H5ZM29 224L33 225L32 223L28 222V226H30V229H27L24 232H25V234H27V236H29V237L31 236V238L34 239L37 235H36V232H33V231L37 227H35L34 226L35 224H34L33 225L34 227L32 226L34 229H32L31 228V225H29ZM237 225L240 226V227H243L244 226L241 223H238ZM79 226H81V227H79ZM83 229L84 230H87V231H84ZM110 231H109V234L111 235L112 234L111 233L112 231L111 232ZM4 234H7V235L5 236ZM112 235H114V234H112ZM252 235L253 236H256L255 235V232L249 230L248 231V236L251 237ZM98 238H100V236ZM211 239L214 240V241L217 240L215 238H211ZM102 240L105 241V242H103V243L99 242V241H102ZM93 241H95L97 244L95 242L92 244ZM98 242H99V246H101L102 249L105 250V251H102V250L100 251L99 249H101V248H99V246H97V248H99V249H97L94 246V245H98ZM64 244H66V243H64ZM102 244H104V245L102 246ZM88 247H90V248H88ZM31 248L33 250V247H31ZM76 250H78L77 251L78 254H77ZM51 251H55V252H51ZM99 251L102 254V255L100 254L102 256L101 257L102 259H104L106 257V255L109 256V257L112 256L113 259L112 258L109 259L107 257L106 258L107 260L106 259H104V260L100 259L101 262L98 261L99 258H100ZM231 251L234 253V250H231ZM85 252H86V255H85ZM103 252H104V254L106 252L107 253L105 255H103ZM28 254H32V253H28ZM67 254L69 255V257L71 256L70 259H69V257H67ZM87 254L88 255L90 254L89 257H91V258H95L97 256L98 259L96 258L94 260L95 261L97 260L98 262L96 263L95 261L91 260V258H89ZM108 259L109 260H112L113 262L112 261L111 262L108 261ZM104 261H107V262H104ZM114 261L115 262L117 261V262L114 263ZM247 264H252V263L250 262V263H247Z\"/></svg>",
  "mask_w": 264,
  "mask_h": 264
},
{
  "label": "bare ground",
  "instance_id": "bare-ground-1",
  "mask_svg": "<svg viewBox=\"0 0 264 264\" xmlns=\"http://www.w3.org/2000/svg\"><path fill=\"white\" fill-rule=\"evenodd\" d=\"M190 1V0H189ZM195 1V0H194ZM199 1H201V0H199ZM204 1V0H203ZM188 2V1H187ZM186 2V3H187ZM193 2V1H192ZM207 2V1H206ZM209 2V1H208ZM165 3V2H164ZM171 3V2H170ZM180 3V2H179ZM190 3H191V1H190ZM190 3H188V4H190ZM199 3H203V2H199ZM211 3V2H210ZM167 4H169V3H167ZM172 4V3H171ZM173 4H174V2H173ZM182 4V3H181ZM185 4V3H184ZM194 4V3H193ZM197 4H198V2H197ZM204 4H205V2H204ZM212 4V3H211ZM177 5V4H176ZM183 5V4H182ZM198 5H200V4H198ZM163 6V5H162ZM191 6H193V5H191ZM190 6V7H191ZM208 6V5H207ZM214 9H213V12H212V16H210V17H207V16H205L206 18H203V19H206L205 20V22H209L208 24H211V26L210 27H208L209 29H211V32L213 31V33L215 34V37L217 38V40H215L214 41V45H215V43L217 44V49L216 48H213V51L215 50V51H219V53L221 54L220 56H217V57H220V58H217V59H220V62H221V60L222 59H224V57H226V60L228 59V57H248V56H250V57H260V58H262V57H264V0H242L237 6L235 5V6H233V5H230V6H224L222 3H220V0H215V2H214ZM212 6V7H213ZM166 7V6H165ZM168 8H170L169 6H167ZM174 7V6H173ZM187 7H189V5L187 6ZM195 9H196V6L194 5L193 6ZM205 7V6H204ZM209 7V6H208ZM177 8V7H176ZM198 8V7H197ZM178 9H180V6H179V8ZM191 9V8H190ZM207 9H209V8H207ZM211 9V8H210ZM155 10V9H154ZM159 10V9H158ZM157 10V11H158ZM173 10V9H172ZM175 10H177V9H175ZM188 10V9H187ZM197 10V9H196ZM179 10H177V12H178ZM199 11V10H198ZM204 11V10H203ZM209 11V10H208ZM174 12V11H173ZM176 12V13H177ZM193 12V11H192ZM202 12V11H201ZM206 12V14L208 13L207 11H205ZM171 13H172V11H171ZM191 13V12H190ZM199 13V12H198ZM210 13V12H209ZM208 13V14H209ZM167 14V13H166ZM182 14H184V13H182ZM187 15H188V13H186ZM162 15V14H161ZM168 15V14H167ZM171 15V14H170ZM174 15H176V14H174ZM173 15V16H174ZM193 15V14H192ZM191 15V16H192ZM196 15V14H195ZM150 16H152V15H150ZM174 17H176V16H174ZM183 17V16H182ZM185 17V16H184ZM200 17H203V15H201ZM149 18V17H148ZM169 18V17H168ZM172 18V17H171ZM179 18V17H178ZM193 18H195V16L193 17ZM165 19V18H164ZM179 19H181V18H179ZM179 19H177V17L175 18V19H172L171 21L169 20V22H171V24L168 26L169 28H167V29H170L171 30V32H172V34L171 33H169V30H166L165 29V27H166V25H164V26H160V25H158L157 26V30H158V34L160 35V36H162V37H171L170 38V41H169V43H171V45H172V47L173 46H175L176 48H177V46H181L182 48H180V49H186V51L188 52V53H194V54H196L197 56H199V57H201V59H209V57H211L210 56V51L208 50V49H205L204 50V45H203V43H202V40H197V38L199 37H201V35H203V34H205V32H207L208 33V31H206L205 29H208L207 27H205V28H203V30L202 31H198V32H196V35L195 36H197L196 37V39L194 38V39H192L191 40V38H189L188 39V37H187V34H183L182 33V31L180 32L179 31V29L181 30L182 29V27L181 26H179V27H181V28H177V20H179ZM182 19H184V18H182ZM186 19H188V18H186ZM207 19H208V21H207ZM166 20V19H165ZM189 20V19H188ZM191 20V19H190ZM195 20V19H194ZM150 22H151V20H150ZM167 22H168V20H167ZM203 22H204V20H203ZM259 22H260V24H261V26H259L260 28H261V33L260 34H256L255 35V33H256V31L254 32V30H255V28H257V27H255V28H253L254 30H251L252 28V26L250 25V23H253L254 25L256 24V25H258L259 24ZM149 23V22H148ZM147 23V24H148ZM152 23V22H151ZM154 23H156L155 22V20H154ZM181 23V22H180ZM153 24V23H152ZM191 24H193V23H191ZM252 24V25H253ZM259 24V25H260ZM73 26H75V24H72ZM150 25V24H149ZM197 25V24H196ZM201 25V24H200ZM203 25H205L204 23H203ZM184 26V25H183ZM191 27L193 26V25H190ZM202 26V25H201ZM207 26V25H206ZM148 27V26H147ZM258 27V28H259ZM72 28V27H71ZM152 28V27H151ZM76 29H77V27H76ZM190 30L191 28H187V30ZM193 29H196L197 30V27L196 28H193ZM153 30V29H152ZM186 30V29H185ZM186 30V31H187ZM188 30V31H189ZM199 30V29H198ZM154 31V30H153ZM152 31V32H153ZM180 32V33H179ZM183 32H184V30H183ZM260 32V31H259ZM190 33H191V31H190ZM192 34V33H191ZM209 34V33H208ZM216 34L217 35H220V37H217L216 36ZM154 35V34H153ZM193 35V34H192ZM200 35V36H199ZM139 36H142V35H139ZM191 36V35H190ZM214 36V35H213ZM138 37V36H137ZM159 37V36H158ZM183 37H185V41H184V38ZM205 37V36H204ZM181 38H183V41H182V39ZM193 38V37H192ZM213 37H211L210 39H212ZM215 38V39H216ZM167 39H169V38H167ZM166 39V42L168 41ZM201 39V38H200ZM206 39V38H205ZM152 40H154V38L152 39ZM164 40V39H163ZM182 41V42H181ZM221 41H223V42H226V44H229V46H230V49H226V51L225 50H223V48L221 49V47H224V46H222V45H220V42ZM154 42V41H153ZM160 42V41H159ZM204 42H206V40L204 41ZM157 43V42H156ZM164 42H161V43H157V44H163ZM155 44V43H154ZM157 44H156V46H157ZM205 44V43H204ZM138 45V46H137ZM137 49L135 50V52H133L134 51V49H133V51H132V54H131V56L133 55V54H136V53H138V54H145V55H147L146 53L147 52H150V49H145V48H147V47H144L143 46V44H142V42H140V43H137ZM147 45V44H146ZM160 45H158V46H160ZM166 45H167V43H166ZM165 45V46H166ZM171 45H169L170 46V48H171ZM162 46V45H161ZM168 46V45H167ZM168 46V47H169ZM95 48L94 49V51L95 50H97V51H95V52H98V51H101V50H103V47L101 46V44H92L91 45V48ZM135 47V46H134ZM149 48H150V46H148ZM184 47V48H183ZM226 47V46H225ZM224 47V48H225ZM154 48V47H153ZM170 48H168V50L170 49ZM152 49V48H151ZM165 50L167 49V47L166 48H164ZM172 49V48H171ZM175 49V48H174ZM65 50V49H64ZM176 50V49H175ZM227 50H228V52H227ZM12 51V50H11ZM14 51V50H13ZM12 51V52H13ZM93 51V52H94ZM157 51V50H156ZM155 51V52H156ZM213 52V53H216V52ZM230 51L232 52V53H230ZM153 49L151 50V54H153ZM176 53L178 52V51H175ZM174 52V50H172V51H168V52H166L164 55H162L160 58H162V57H165V59H166V57H168V60H170V59H172V57H176V55H178V54H176ZM183 52H185V51H183ZM182 51H181V53H183ZM178 53H180V52H178ZM60 54V53H59ZM62 54H64V53H62ZM137 54V55H138ZM150 54V53H149ZM150 54V55H151ZM157 55H160L161 53H160V51L159 52H157L156 53ZM176 54V55H175ZM185 54V53H184ZM65 55V54H64ZM2 56V55H1ZM6 56V55H5ZM65 56H67V55H65ZM135 56V55H134ZM184 58H186L185 56H187V55H182ZM10 57H11V55H10ZM135 57H141L140 55H138V56H135ZM146 57H148V56H146ZM151 57H152V55H151ZM153 57H156L155 55L153 56ZM179 57V56H178ZM181 57V56H180ZM196 57V56H195ZM208 57V58H207ZM5 58H9V57H5ZM13 58H17V57H13ZM21 58V57H20ZM44 58V57H43ZM47 58V57H46ZM58 58V57H57ZM64 58V57H63ZM62 58V59H63ZM134 58V57H133ZM184 58H182V59H184ZM187 58H189V57H187ZM2 59H4L3 57H2ZM19 59V58H18ZM35 59V58H34ZM60 59V58H59ZM61 59V60H62ZM87 59H89V57H87ZM91 59H92V57H91ZM97 59H100L99 57L97 58ZM97 59H95V61H97ZM137 59V58H136ZM136 59H134V60H136ZM139 59V58H138ZM143 59V58H142ZM141 59V61H143ZM146 59V58H145ZM163 59V58H162ZM165 59H163L164 61H161L162 63L163 62H165ZM178 59V58H177ZM176 59V60H177ZM193 59V58H192ZM196 60H198V57L197 58H195ZM194 59V60H195ZM216 59V58H215ZM233 59V58H232ZM241 59V58H240ZM250 59V58H249ZM252 59V58H251ZM9 60H10V58H9ZM38 60V59H37ZM43 60V59H42ZM49 60V59H48ZM69 60H72V59H69ZM140 60V59H139ZM138 60V61H139ZM156 60V59H155ZM167 60V59H166ZM175 60V61H176ZM193 60V61H194ZM231 60V59H230ZM247 60V59H246ZM5 61V60H4ZM4 61H3V63H4ZM14 61H18V60H14ZM14 61H12V62H9V61H7V62H9V63H7V64H3L4 66H9L10 64H12ZM22 61V60H21ZM26 61V60H25ZM32 61V60H31ZM52 61L54 62L55 60H53L52 59ZM80 61V60H79ZM90 61V60H89ZM94 61V60H93ZM138 61H136V62H138ZM147 61V60H146ZM171 61V60H170ZM174 61V62H175ZM179 61V60H178ZM183 61H185V60H183ZM234 61V60H233ZM233 61H227V62H233ZM236 61V60H235ZM241 61V60H240ZM60 62V61H59ZM62 62H63V60H62ZM61 62V63H62ZM88 62V61H87ZM125 62V61H124ZM185 62H187V61H185ZM185 62H183V64L185 65V64H187V63H189V61L187 62V63H185ZM192 62V61H191ZM208 62V61H207ZM210 62V61H209ZM214 62V61H213ZM225 62V61H224ZM223 62V63H224ZM250 62H252V61H250ZM17 63H19V62H17ZM16 63V64H17ZM50 63H51V61H50ZM63 63H65V62H63ZM67 63V62H66ZM95 63V62H94ZM99 63V62H98ZM146 63V62H145ZM169 63V62H168ZM176 63H177V61H176ZM195 63H197V61H195ZM198 63H199V61H198ZM206 63V62H205ZM204 63V64H205ZM215 63V62H214ZM214 63H212V64H214ZM222 63V62H221ZM239 63V62H238ZM248 63V62H247ZM254 63V62H253ZM264 63V62H263ZM0 64H1V61H0ZM14 64V63H13ZM22 64V63H21ZM45 64V63H44ZM56 65H58L57 63H55ZM55 64H52L53 66L55 65ZM80 64H82V63H80ZM90 64V63H89ZM102 64V63H101ZM113 63H111V65H112ZM115 64V63H114ZM123 64V63H122ZM131 64H134V63H131ZM149 64V63H148ZM161 64V63H160ZM165 64V63H164ZM167 64V63H166ZM165 64V65H166ZM171 64H172V62H171ZM179 63H177V65H178ZM204 64H203V70L206 68V66L204 67ZM225 64V63H224ZM235 64V63H234ZM236 64H237V62H236ZM235 64V65H236ZM260 64H262V63H260ZM2 65V66H3ZM29 65V64H28ZM66 65V64H65ZM69 65V64H68ZM76 65H78L79 66V63L78 64H76ZM99 65V64H98ZM124 65V64H123ZM126 65V64H125ZM130 65V64H129ZM147 65V64H146ZM146 65H145V67H146ZM149 65H151V64H149ZM149 65H147V66H149ZM188 65V64H187ZM207 65H209L210 66V64H207ZM215 65H217L216 63H215ZM219 65H220V63H219ZM226 65H228L229 67H230V65H229V63L228 64H226ZM232 65V64H231ZM4 66H3V68H2V71L4 70ZM17 66H20L19 64L17 65ZM26 66V65H25ZM36 66V65H35ZM44 66V65H43ZM48 66H51L49 63H48ZM59 66V65H58ZM61 66V65H60ZM64 66V65H63ZM88 66V65H87ZM97 66V65H96ZM116 66V65H115ZM118 67L117 68H119L120 66L119 65H117ZM137 66V65H136ZM142 66V65H141ZM144 66V65H143ZM168 65H166V67H167ZM172 66H176V64H174V65H172ZM183 66V65H182ZM197 66V65H196ZM195 65H194V67H196ZM237 66H238V64H237ZM244 66V65H243ZM252 66H254V65H252ZM256 66L257 65H255V67L254 68H256ZM10 67H12V66H10ZM52 67V66H51ZM71 67V66H70ZM98 67V66H97ZM99 67H101V66H99ZM98 67V68H99ZM140 67V66H139ZM144 67V68H145ZM152 67V66H151ZM155 67H156V69H157V67L158 66H156L155 65ZM160 67H161V65H160ZM159 67V68H160ZM171 67V66H170ZM169 67V68H170ZM176 67H178V66H176ZM187 67H189V66H187ZM211 67V66H210ZM209 67V68H210ZM212 67H216V66H213L212 65ZM218 67V66H217ZM221 67H222V65H221ZM232 68H234V67H236V66H231ZM248 67V66H247ZM264 67V66H263ZM6 68V67H5ZM8 68V67H7ZM13 68V67H12ZM39 68V67H38ZM69 68V67H68ZM71 68H74L73 66L71 67ZM94 68H96L95 66H94ZM111 68H113V67H111ZM137 68V67H136ZM143 68V67H142ZM144 68H143V70H144ZM146 68H149V69H151L150 67H146ZM145 68V70H147ZM165 68V67H164ZM174 68V67H173ZM182 68V67H181ZM186 68V67H185ZM191 69L193 68V66L192 67H190ZM197 68V67H196ZM201 68V67H200ZM200 68H198V69H200ZM202 68H201V70H198V73H200V71H203L202 70ZM237 68V67H236ZM260 68V67H259ZM11 69V68H10ZM10 69H7L8 71L10 70ZM14 69V68H13ZM12 69V70H13ZM16 69V68H15ZM23 69H24V67H23ZM30 69V68H29ZM42 69V68H41ZM54 69V68H53ZM76 69V68H75ZM79 69V68H78ZM85 69H86V67H85ZM93 69V68H92ZM97 69V68H96ZM102 69V68H101ZM115 69V68H114ZM175 70H177V68H174ZM173 69V70H174ZM208 69V68H207ZM206 69V70H207ZM216 69V68H215ZM226 69V68H225ZM246 69V68H245ZM247 69H249V67L247 68ZM246 69V70H247ZM258 69V68H257ZM17 70H18V68H17ZM16 70V71H17ZM21 70V69H20ZM25 70V69H24ZM51 70H52V68H51ZM56 70V69H55ZM72 70V69H71ZM77 70V69H76ZM82 70V69H81ZM165 70H167L166 68L163 70V71H165ZM169 70V69H168ZM171 70V69H170ZM174 70V71H175ZM183 70H184V68H183ZM182 70V71H183ZM193 70V69H192ZM209 70V69H208ZM211 70H213V69H211ZM211 70H209V72L211 71ZM217 70V69H216ZM219 70V69H218ZM236 70V69H235ZM234 70V71H235ZM243 70V69H242ZM252 70H254V69H252ZM256 70V69H255ZM260 69H258V71H259ZM6 71V69L3 71V72H5ZM11 71V70H10ZM15 71V70H14ZM13 71V72H14ZM35 71V70H34ZM38 71V70H37ZM40 71V70H39ZM64 71V70H63ZM80 71V70H79ZM111 71V70H110ZM120 71V70H119ZM119 71H117V72H119ZM142 71V70H141ZM157 71H159V69H157ZM194 71H196L197 72V69H194ZM214 71V70H213ZM239 72H240V69L238 70ZM248 71H251V70H248ZM257 71V72H258ZM262 71V70H261ZM263 71H264V69H263ZM2 72V73H3ZM17 72H19V71H17ZM16 72V73H17ZM28 72V71H27ZM30 72H32L31 71V69H30ZM29 72V73H30ZM40 72H43V71H40ZM46 72V71H45ZM55 72V71H54ZM53 72V73H54ZM71 72V71H70ZM148 72H152V71H149L148 70ZM155 72V71H154ZM161 72V71H160ZM159 72V73H160ZM171 72V71H170ZM176 72V71H175ZM178 72H180L179 70H178ZM186 72H187V69H186ZM223 72H225V71H223ZM228 72H229V70H228ZM228 72L226 73V75H228V77H229V74H231V73H233V72H229V74H228ZM256 71H255V73H257ZM0 73H1V71H0ZM12 73V72H11ZM21 73H22V71H21ZM33 73V72H32ZM31 73V74H32ZM35 73V72H34ZM49 73V72H48ZM57 73H59V72H57ZM112 73V72H111ZM120 73V72H119ZM138 73H140V70L137 72V74ZM143 73H144V71H143ZM147 73V72H146ZM158 73V72H157ZM165 73H168V72H166L165 71ZM181 73V72H180ZM179 73V74H180ZM183 73H185V71L183 72ZM189 73V72H188ZM194 73V72H193ZM235 73H237V72H235ZM27 74V73H26ZM38 74V73H37ZM43 74V73H42ZM70 74H73V73H70ZM130 74V73H129ZM142 74V73H141ZM145 74V73H144ZM148 74V73H147ZM162 74H163V72H162ZM187 74V73H186ZM190 74V73H189ZM222 74V73H221ZM225 74V73H224ZM223 74V77H225V75ZM247 74V73H246ZM6 75H7V73H6ZM8 75H10V74H8ZM12 75H14L13 73H12ZM11 75V76H12ZM19 75V74H18ZM21 75H23V74H21ZM33 75V74H32ZM39 75H41V73L39 74ZM39 75H38V77H39ZM62 75V74H61ZM134 75V77L136 76L135 75V73L133 74ZM158 75V74H157ZM160 75V74H159ZM172 75V74H171ZM178 75V74H177ZM195 75V74H194ZM197 75V74H196ZM195 75V76H196ZM242 75L243 74H238V80H237V85H239V84H242V85H245V81H243L244 79H246V78H244V77H242ZM249 75V74H248ZM257 75V74H256ZM255 75V76H256ZM262 75H264V74H262ZM15 76V75H14ZM13 76V77H14ZM28 76V75H27ZM42 76V78L44 77L45 78V76L44 75H41ZM40 76V77H41ZM69 76V75H68ZM73 76V75H72ZM141 76V75H140ZM144 76V75H143ZM149 76H150V74H149ZM161 76V75H160ZM164 76V75H163ZM167 76V75H166ZM166 76H164L161 80H163V79H165V77ZM168 76H170V75H168ZM181 76V75H180ZM195 76H193V77H195ZM198 76V75H197ZM203 77H204V74L202 75ZM202 76H199L198 78L199 79H201L200 77H202ZM232 77H235V74H234V76L233 75H231ZM260 76V75H259ZM13 77H11L12 79H13ZM16 77V76H15ZM23 76H21L20 78L21 79H25L24 77H26V76H24L23 78H22ZM32 77V76H31ZM33 77H34V75H33ZM36 77V76H35ZM37 77V78H38ZM47 77V76H46ZM49 77H51V75L49 76ZM129 77H131V78H133L132 77V75H129ZM129 77H127V80L126 81H128V79H129ZM142 77V76H141ZM171 77V76H170ZM170 77L169 78H167V79H170ZM173 77V76H172ZM191 77V76H190ZM192 77V78H193ZM202 77V78H203ZM262 77V76H261ZM4 78V77H3ZM19 78V77H18ZM30 78V77H29ZM29 78H27V79H29ZM41 78V79H42ZM65 78V77H64ZM67 78V77H66ZM78 78V77H77ZM105 78V77H104ZM103 78V79H104ZM112 77H110V79H111ZM144 78V77H143ZM151 78V77H150ZM157 78H158V76H157ZM176 78V77H175ZM174 78V79H175ZM197 78V77H196ZM195 78V79H196ZM198 78L196 79V81L198 80ZM226 78V77H225ZM244 78V79H243ZM260 78V77H259ZM263 78V77H262ZM8 79H9V77H8ZM7 79V80H8ZM12 79H11V81H12ZM21 79H18V80H21ZM35 79V78H34ZM46 79V78H45ZM72 79V78H71ZM107 79H109V77L107 78ZM115 79V78H114ZM114 79H112L113 81H114ZM126 79V78H125ZM160 79V78H159ZM184 79V78H183ZM194 79V78H193ZM229 79H231V78H229ZM235 79V78H234ZM249 79H251V78H249ZM254 79V78H253ZM5 80H6V77H5ZM14 80V79H13ZM39 80V79H38ZM43 80V79H42ZM42 80H41V82H42ZM53 80H55V79H53ZM53 80L51 79V81L53 82ZM75 80V79H74ZM132 80V79H131ZM171 81H173V78H171L170 79ZM185 80V79H184ZM189 80V79H188ZM191 80V79H190ZM189 80V81H190ZM233 80V79H232ZM232 80H230L231 82H232ZM257 80V79H256ZM260 80V79H259ZM9 81H10V79H9ZM17 81V80H16ZM31 81V80H30ZM29 81V82H30ZM35 81H36V79H35ZM47 81H49V80H46V82ZM59 81H61L60 79H59V77H58V83H59ZM63 81V80H62ZM76 81V80H75ZM113 81H112V83H113ZM117 81V80H116ZM118 81H119V79H118ZM125 81V82H126ZM164 81H166V79L164 80ZM178 81H181V80H178ZM189 81H187V82H189ZM193 81V80H192ZM195 81V80H194ZM193 81V84H195V83H197V82H194ZM201 81V80H200ZM202 81H204V78H203V80ZM234 81H236V80H234ZM247 81H249L248 79H247ZM254 81V80H253ZM261 81V80H260ZM1 82V81H0ZM3 82H4V80H3ZM19 82V81H18ZM28 82V81H27ZM32 82V81H31ZM37 83H38V81H36ZM51 82V83H52ZM56 81L54 82V83H57ZM64 82V81H63ZM78 82V81H77ZM101 82V81H100ZM105 82H107L106 80H105ZM120 82V81H119ZM128 82H130L131 83V81H128ZM128 82H127V84H128ZM191 82V81H190ZM222 82H224V81H222ZM228 81H226V83H227ZM258 82V81H257ZM24 83H25V81H24ZM33 83H35V82H32V84ZM79 83H81V82H79ZM98 83V82H97ZM111 83V82H110ZM109 83V84H110ZM134 83V82H133ZM199 83H202V82H199ZM203 83H206V82H203ZM236 83V82H235ZM6 84V83H5ZM16 84H18V83H16ZM53 84V83H52ZM74 84V83H73ZM77 84V87H78V83H76ZM100 85H101V83H99ZM103 84V83H102ZM114 84V83H113ZM126 83H125V85H127ZM144 84V83H143ZM169 84H170V82H169ZM180 84H182V83H180ZM224 84V83H223ZM222 84V85H223ZM260 84H262L261 82H260ZM30 85V84H29ZM36 85V84H35ZM56 85V84H55ZM75 85V84H74ZM95 85V84H94ZM94 85H91V86H94ZM97 85V84H96ZM105 85V84H104ZM123 86V87H126V86ZM141 85V84H140ZM162 85H163V83H162ZM166 85V83L164 82V86ZM190 85H191V83H190ZM205 86H206V84H204ZM221 85V86H222ZM228 85V84H227ZM232 86H233V84H231ZM237 85H234V86H237ZM254 85V84H253ZM258 85V84H257ZM18 86H19V84H18ZM21 86H23V85H21ZM21 86H19V87H21ZM38 86V85H37ZM49 86V85H48ZM57 86V85H56ZM86 86V85H85ZM107 86H108V84H107ZM106 86V87H107ZM111 86V85H110ZM130 86H131V84H130ZM163 86V89H165V87ZM170 87V85H168L167 84V87ZM171 86H173V85H171ZM182 86H184V85H182ZM187 86H188V84H187ZM199 87L200 86H203L202 84H200V85H198ZM224 86H226V85H224ZM241 86V85H240ZM248 86H250V83H248ZM2 87V86H1ZM7 87L9 88L10 86L9 85H7ZM29 87V86H28ZM40 88H42L41 87V84H40V86H39ZM45 87V86H44ZM43 87V88H44ZM51 87V86H50ZM50 87L48 88V89H50ZM57 87H60V85L59 86H57ZM57 87H55V88H57ZM61 87H63V86H61ZM121 86H119V88H120ZM133 87H135L134 85H133ZM133 87H132V89H133ZM141 87V86H140ZM145 87H147V85L145 86ZM145 87H141V88H145ZM166 87V88H167ZM176 87H177V85H176ZM197 87V85L195 84V88ZM231 87V86H230ZM238 87V86H237ZM251 87V86H250ZM257 86H255V88H256ZM17 88V87H16ZM30 88H31V86H30ZM65 88V87H64ZM64 88H62V89H64ZM83 87H81V88H79V90L80 89H82ZM89 88V87H88ZM98 88V87H97ZM96 88V89H97ZM100 88H102V87H100ZM103 88H104V86H103ZM111 88V87H110ZM113 88V87H112ZM127 88H129V87H127ZM126 88V89H127ZM138 88V87H137ZM157 88V87H156ZM162 88V87H161ZM173 88H175V87H173ZM184 88V87H183ZM186 88V87H185ZM185 88H184V92H185ZM194 88V87H193ZM195 88L193 89L194 91H196L195 90ZM218 88V87H217ZM226 89L228 88L227 86L225 87ZM241 88V87H240ZM242 88H244V86L242 87ZM249 88V87H248ZM21 89V88H20ZM33 89V88H32ZM59 89V88H58ZM57 89V90H58ZM61 89V88H60ZM68 91H69V88H66ZM90 89V88H89ZM93 89V88H92ZM99 89V88H98ZM107 89V88H106ZM125 89V88H124ZM123 88H122V91L124 92V94L125 93H127V91L126 90H124ZM132 89H131V91H132ZM149 89V88H148ZM169 89V88H168ZM167 89V90H168ZM178 89V88H177ZM189 90H190V88H188ZM200 89H202L203 90V88H200ZM205 89V88H204ZM221 89V88H220ZM220 89L218 88V91L220 92ZM224 89V88H223ZM229 89V88H228ZM250 89V88H249ZM252 90H250V91H253V89H254V87L253 88H251ZM258 89V88H257ZM261 89V88H260ZM8 91H9V89H7ZM25 90V89H24ZM23 90V91H24ZM37 90H38V88H37ZM36 90V91H37ZM71 90H72V88H71ZM76 90H78V88L76 89ZM85 90H86V88H85ZM85 90L84 89H82V91H84L85 92ZM112 90H114V89H112ZM120 90H121V88H120ZM139 90H142V89H139ZM145 90V89H144ZM144 90H143V92H144ZM179 90H180V88H179ZM189 90H188V93H190L189 92ZM206 90V89H205ZM230 90V89H229ZM228 90V92H230L231 91V93H233V88H232V90H230L229 91ZM242 90V89H241ZM240 90V91H241ZM254 90H256V89H254ZM3 91V90H2ZM11 91V90H10ZM28 91H30V90H28ZM32 91H34V90H32ZM35 91V92H36ZM62 91V90H61ZM65 91V90H64ZM81 91V92H82ZM90 91H91V89H90ZM98 91V90H97ZM100 91V90H99ZM105 91H108V90H105ZM121 91V92H122ZM133 91H135L134 89H133ZM149 91H152V90H149ZM171 91V90H170ZM169 91V92H170ZM177 91V93H178V90H176ZM191 92H193L192 91V89L190 90ZM204 91V90H203ZM217 91V90H216ZM218 91H217V93H218ZM227 91V90H226ZM235 91V90H234ZM243 91H245V89L244 90H242L241 92H243ZM35 92H33L34 94H35ZM63 92V91H62ZM67 92V91H66ZM79 92V91H78ZM92 92H93V90L91 91V94H92ZM96 92V91H95ZM101 92V91H100ZM120 92V91H119ZM141 92L142 91H140V92H138L136 95H135V99L136 100H140V101H138V103L139 102H143L144 100L146 101V99H145V92L143 93V94H141ZM147 92V94H148V90L146 91ZM152 92H154L155 93V91H152ZM157 92V91H156ZM166 92V91H165ZM209 91H207L206 93L209 95L210 94V92L208 93ZM215 92V91H214ZM224 92H225V90H224ZM256 92V91H255ZM258 92V91H257ZM256 92V93H257ZM6 93V92H5ZM4 93V94H5ZM29 94H30V92H28ZM32 93V92H31ZM38 93V92H37ZM36 93V94H37ZM103 93V94H102ZM102 93H100L101 95H105L104 94V92L102 91ZM106 93V92H105ZM112 93V92H111ZM111 93H108V94H111ZM158 94L160 93V91L158 90V92H157ZM171 93V92H170ZM181 93H183V92H181V90H180V92H179V94H181ZM187 93V92H186ZM195 93H197V91L195 92ZM194 93V94H195ZM199 93V92H198ZM217 93H214V94H217ZM231 93H229L230 94V96H231ZM237 95H238V93H239V88H238V93H237V91L235 92ZM247 93V92H246ZM254 93V92H253ZM263 93V95H264V92H262ZM7 94V93H6ZM9 94V93H8ZM7 94V95H8ZM11 94H13V93H11ZM16 94V93H15ZM50 94V93H49ZM65 94V93H64ZM74 94V93H73ZM81 94V93H80ZM82 94H86V93H83L82 92ZM81 94V95H82ZM96 94H98L97 92L95 93V97H96ZM99 94V95H100ZM128 94V93H127ZM141 94V95H140ZM153 94V93H152ZM156 94V93H155ZM157 94V95H158ZM164 94V93H163ZM163 94H161V95H163ZM166 94H168V93H166ZM173 94H174V90H173V92L171 93V96H170V94L166 97V98H168V99H165V100H169V102H170V100H172V98L174 97L173 96ZM179 94H177V96L179 95ZM194 94H192L191 93V95L193 96ZM207 94H205V96H200L199 95V97H201V98H204V97H206V95ZM211 94H212V92H211ZM219 94V93H218ZM229 94H228V97H229ZM241 94V93H240ZM243 95H245L244 93H242ZM248 95L247 96H249V94H250V92H248L247 93ZM258 94H260V92L258 93ZM2 95V94H1ZM79 95V94H78ZM86 95H88L89 96V94H86ZM85 95V96H86ZM93 95H94V92H93ZM100 95V96H101ZM149 95V94H148ZM183 95V97L184 96H187V95H185V93H183L182 94ZM189 96V97H192V96ZM202 95H204V94H202ZM251 95V94H250ZM253 95V94H252ZM256 95V94H255ZM3 96V95H2ZM9 96V95H8ZM19 96V95H18ZM38 96V95H37ZM43 96V95H42ZM50 96H52L53 98H54V100H56V101H62V102H64V101H67V99L64 97V96H62V94H59L58 93V91H56V89H52V92H51V94H50ZM67 96H70L69 94H67ZM83 96V95H82ZM87 96V99H89V97L91 96H89L88 97ZM110 95H107L106 97H109ZM123 96V95H122ZM132 96V95H131ZM149 96H151V95H149ZM154 95H152L151 97H153ZM159 96V95H158ZM164 96H165V94H164ZM209 96H211V95H209ZM213 96V95H212ZM219 96V95H218ZM225 96H227V95H225ZM233 96L235 97V98H232V99H234V101L235 100H238V98H237V96H235L234 94H233ZM246 96V95H245ZM245 96H243V97H245ZM259 96V95H258ZM4 97V96H3ZM10 97V96H9ZM8 97V98H9ZM13 97V96H12ZM17 97V96H16ZM27 97V92L25 93V92H22V94H21V98H26ZM84 97V96H83ZM94 97V96H93ZM92 98V100L93 99H96V98H98V97H96V98ZM102 97H105V96H102ZM111 97H112V95H111ZM114 97V96H113ZM127 97H128V95H127ZM132 97H134V96H132ZM132 97H130V98H132ZM150 97V99L151 100H153L152 98ZM157 97V96H156ZM179 97H182V96H179ZM198 97V95L194 98L195 100H197L196 98ZM243 97H241L242 99H243ZM253 97V96H252ZM255 97V96H254ZM253 97V98H254ZM259 97H261L262 98V96H259ZM45 98V97H44ZM46 98H47V96H46ZM82 98V97H81ZM86 98V97H85ZM146 98H148V96L146 97ZM160 98V97H159ZM176 98H178V97H176ZM185 98V97H184ZM193 98V97H192ZM201 98H199V99H201ZM214 98H217V95H216V97H214L213 96V98L212 99H214ZM237 98V99H236ZM256 98H257V95H256ZM109 99H111L110 97H109ZM108 99V100H109ZM114 99V98H113ZM113 99H111L110 100V102L113 100ZM120 99V98H119ZM128 99V98H127ZM127 99H124V100H126V102H127ZM174 99H175V97H174ZM179 99V98H178ZM178 99H176L175 101H179ZM182 99V98H181ZM193 99V102H195V100ZM231 99V98H230ZM247 99V98H246ZM258 100H259V98H257ZM262 99H264V98H262ZM17 100H18V98H17ZM25 100V99H24ZM23 100V101H24ZM28 100V99H27ZM29 100H30V105H33V104H35V102H36V100H35V96L33 97V95L29 98ZM45 100V99H44ZM43 100V101H44ZM69 100V99H68ZM97 100H100V97L97 99ZM105 100H106V98H105ZM108 100H106L107 102H108ZM129 101H131L130 99H128ZM134 100V99H133ZM149 100V99H148ZM155 100V99H154ZM163 100V99H162ZM191 100V99H190ZM189 100V101H190ZM204 100H205V98H204ZM201 101V102H205V101ZM209 100H211V99H209ZM223 100H224V98H223ZM222 99L220 100V102H218V103H221L222 104V102L221 101H223ZM227 100V99H226ZM239 100H241V99H239ZM238 100V101H239ZM253 100V99H252ZM255 100L256 99H254V101H253V103L255 102ZM3 101V100H2ZM13 101V100H12ZM71 101V100H70ZM90 101V100H89ZM106 101H105V103H106ZM114 101H117V102H121L122 101V97H121V99L118 101V99H116V100H114ZM161 101V100H160ZM175 101H174V104H175ZM200 101V100H199ZM214 101V100H213ZM218 101V100H217ZM231 101V100H230ZM233 101V100H232ZM247 101H248V99H247ZM260 101V100H259ZM11 102V101H10ZM25 102V101H24ZM91 102V101H90ZM95 101H93L92 103H94ZM104 102V101H103ZM113 102V101H112ZM132 102H134V101H132ZM167 102V101H166ZM172 102H173V100H172ZM180 102V101H179ZM185 102V101H184ZM182 103V102H180V105L179 106H181V103H182V105L184 104V107H185V105H187V104H185V103ZM197 102V101H196ZM207 102H209V101H207ZM211 102H212V100H211ZM215 102H216V100H215ZM225 102V101H224ZM227 102H229L228 100H227ZM244 102V101H243ZM251 102V101H250ZM263 102V101H262ZM262 102H259L258 104H256V105H259L260 103H262ZM4 103V102H3ZM16 103V102H15ZM21 103V102H20ZM20 103H19V105H20ZM39 103H40V101H39ZM44 102H42V104H43ZM60 103V102H59ZM128 103V102H127ZM131 103V102H130ZM144 103V102H143ZM189 103H191V101L189 102ZM212 103H214V102H212ZM217 103V102H216ZM231 103V102H230ZM229 103V104H230ZM234 103V102H233ZM245 103H246V101H245ZM264 103V102H263ZM10 104V103H9ZM26 104V103H25ZM28 104V103H27ZM91 104V103H90ZM89 104V105H90ZM94 104H96V103H94ZM93 104V105H94ZM99 104V103H98ZM102 104V103H101ZM108 104H110V103H108ZM132 104V103H131ZM135 104V103H134ZM148 104V103H147ZM146 104V105H147ZM152 104H155V103H153L152 102ZM160 104H162V103H160ZM169 104V103H168ZM171 105L173 104V103H170ZM199 104V103H198ZM209 105H211L210 103H208ZM208 104H207V106H208ZM224 104H227V103H223V106H224ZM229 104H227V106L229 105ZM241 104V103H240ZM247 104H248V102H247ZM255 104V103H254ZM14 105V107H15V104H13ZM92 105V104H91ZM129 105V104H128ZM133 105V104H132ZM146 105H144V106H146ZM150 105V104H149ZM201 105H202V103H201ZM201 105H199V106H201ZM205 105V104H204ZM203 105V106H204ZM213 105V104H212ZM6 105H1V103H0V107L2 108V107H5ZM12 106V105H11ZM21 106V105H20ZM26 106V105H25ZM38 106V105H37ZM56 107H57V105H55ZM73 106V105H72ZM95 106V105H94ZM93 106V107H94ZM100 106H102V105H100ZM131 106V105H130ZM135 106H138V105H135ZM151 106V105H150ZM150 106H149V108H150ZM154 106V105H153ZM168 106V105H167ZM166 106V107H167ZM178 106V107H179ZM190 106H191V104H190ZM196 106V105H195ZM207 106H204V108L205 107H207ZM217 106V105H216ZM219 106V105H218ZM221 106V105H220ZM226 106V105H225ZM247 106V105H246ZM251 105L249 104V107H250ZM255 106V105H254ZM13 107V108H14ZM17 107V106H16ZM28 107V106H27ZM90 107V106H89ZM88 107V108H89ZM96 107H98V106H96ZM95 107V108H96ZM132 107V106H131ZM141 107V106H140ZM172 107V106H171ZM175 107V106H174ZM187 107V106H186ZM211 107V106H210ZM213 107V106H212ZM259 107V106H258ZM10 108V107H9ZM13 108H11V109H13ZM20 108V107H19ZM23 108V107H22ZM39 108V107H38ZM37 108V109H38ZM58 108V107H57ZM60 108H62V106L60 107ZM77 108V107H76ZM92 108V107H91ZM103 108H105V107H103ZM102 108V110L103 111H108V109L106 110H104ZM133 108V107H132ZM131 108V109H132ZM135 108V107H134ZM137 108V107H136ZM161 108V107H160ZM197 108V107H196ZM195 108V109H196ZM199 108V107H198ZM16 109V108H15ZM26 109V108H25ZM100 109V108H99ZM153 109V108H152ZM169 109V108H168ZM176 110H177V105H176V108H175ZM179 109H183V108H179ZM207 109V108H206ZM209 109H211V108H209ZM250 109H252V108H250ZM260 109V108H259ZM6 110V109H5ZM19 110H21V108L19 109ZM28 110V109H27ZM49 110V109H48ZM70 110V109H69ZM93 110V112H95V109L93 108L92 109ZM101 110V111H102ZM171 110V109H170ZM189 110H191V109H189ZM198 110V109H197ZM201 110H202V107H201ZM200 110V108H199V111H201ZM205 110V109H204ZM204 110H203V112H200V113H205L204 112ZM254 110V109H253ZM253 110H251L252 111V113H253ZM258 110V109H257ZM260 110H264V109H260ZM38 111V110H37ZM102 111V112H103ZM152 111V110H151ZM206 111V110H205ZM250 111V112H251ZM259 111V110H258ZM18 112V111H17ZM39 112V111H38ZM38 112H36L35 111V113H38ZM57 112V111H56ZM64 111H60L59 113H63ZM87 112V111H86ZM155 112V111H154ZM162 112V111H161ZM169 112V111H168ZM177 113H179L178 112V110L176 111ZM183 112H185V111H183ZM182 112V113H183ZM187 112V111H186ZM198 112V111H197ZM196 112V113H197ZM207 112H210V111H208V109H207ZM206 112V113H207ZM22 113V112H21ZM24 113H26V112H24ZM29 113V112H28ZM43 113V112H42ZM76 113V112H75ZM173 113V112H172ZM189 113V112H188ZM188 113L187 114H185V115H183V114H181V115H183L182 117H186L187 115H188ZM215 113V112H214ZM256 113V112H255ZM0 114H2V113H0ZM10 114V113H9ZM46 114V113H45ZM56 114V113H55ZM58 114V113H57ZM56 114V115H57ZM64 114V113H63ZM62 114V115H63ZM71 114V113H70ZM81 114H83V113H81ZM87 114H88V112H87ZM93 114V113H92ZM96 114H97V112H96ZM100 114V113H99ZM106 114H108V113H106ZM109 114H111L110 112H109ZM109 114H108V117H110L109 116ZM156 114H158V113H156ZM169 114H171V112L169 113ZM198 114H199V112H198ZM5 115V114H4ZM22 115V114H21ZM26 115V114H25ZM29 115H31V114H29ZM33 115H35V114H33ZM43 115V114H42ZM59 115V114H58ZM57 115V116H58ZM65 115H66V113H65ZM67 115H69V114H67ZM78 115V114H77ZM84 115V114H83ZM164 115H165V113H164ZM173 115V114H172ZM175 115V114H174ZM204 115V118H205V114H203ZM20 116V115H19ZM24 116V115H23ZM28 116V115H27ZM72 116H73V114H72ZM81 116V115H80ZM87 116V115H86ZM98 116V115H97ZM102 116V115H101ZM139 116V115H138ZM161 116V115H160ZM165 116H167V114L165 115ZM171 116V115H170ZM201 116V115H200ZM200 116L198 117V118H200ZM213 116V115H212ZM212 116H210V118L212 119V118H214V117H212ZM217 115H215V117H216ZM258 116H259V113H258ZM262 116V115H261ZM261 116H259V117H261ZM2 117V116H1ZM10 117V116H9ZM39 117V116H38ZM42 117V116H41ZM59 117V116H58ZM112 117V116H111ZM162 117H163V115H162ZM168 117V116H167ZM178 117V116H177ZM179 117H180V115H179ZM184 117V118H185ZM193 117V116H192ZM194 117H196L195 115H194ZM193 117V118H194ZM37 118V117H36ZM48 118V117H47ZM82 118V117H81ZM85 119H86V117H84ZM91 118V117H90ZM95 118V117H94ZM93 117H92V119H94ZM114 118V117H113ZM169 118V117H168ZM171 118H173V117H171ZM171 118H170V120H171ZM181 118V117H180ZM184 118H183V121H184ZM207 118H209V117H207ZM207 118H206V120H207ZM13 120H15L14 118H12ZM31 119H32V117H31ZM30 119V120H31ZM39 120H42L43 118H38ZM38 119H37V121H38ZM49 119H50V115H49ZM77 119V118H76ZM97 119H98V117H97ZM104 119H105V117H104ZM108 119V118H107ZM116 119V118H115ZM175 118H173L172 120H174ZM188 119H191L190 117H188V118H186V121H185V123L187 122L188 123ZM201 120H203V118H200ZM210 119V120H211ZM215 119V118H214ZM4 120H7V118L6 119H4ZM4 120L2 121V122H4ZM9 120V119H8ZM11 120V119H10ZM12 120V121H13ZM29 120V121H30ZM32 120H35V118L34 119H32ZM109 120V119H108ZM108 120H107V123H108ZM178 120H179V118H178ZM181 120V119H180ZM179 120V121H180ZM188 120V121H187ZM195 120H196V118H195ZM1 121V120H0ZM48 121V120H47ZM53 121V120H52ZM96 122L97 120H92V122H91V120H90V122L91 123H94V122ZM98 121H102V120H98ZM112 121H114V120H110V122H112ZM136 121H137V119H136ZM141 121V120H140ZM192 121V123L194 122L193 121V119L191 120ZM197 121H198V119H197ZM204 121V120H203ZM212 121H214V120H212ZM216 121V120H215ZM1 122V123H2ZM9 122H11V121H9ZM8 122V123H9ZM16 122V121H15ZM13 123V124H16V123ZM44 122H45V120H44ZM44 122H42V124L44 123ZM49 122V121H48ZM56 121H54V123H55ZM61 122V121H60ZM77 122V121H76ZM105 121L103 120V123H104ZM115 122V121H114ZM113 122V123H114ZM116 122H117V120H116ZM177 123H178V121H176ZM190 122V121H189ZM219 122V121H218ZM7 123V122H6ZM24 123V122H23ZM33 123V122H32ZM38 123H39V121L37 122V125H38ZM53 122H50V124H52ZM96 123H98V122H96ZM102 123V122H101ZM112 123V124H113ZM120 122L118 121V123H117V125L119 124ZM121 123H123V122H121ZM136 123V122H135ZM191 122H190V124H192ZM194 123H196V122H194ZM194 123H193V125H194ZM201 123V122H200ZM208 124L210 123V121H208L207 122ZM24 124H27V123H24ZM45 124V123H44ZM57 124V123H56ZM78 124V123H77ZM87 123H85V125H86ZM89 124V123H88ZM105 124V123H104ZM125 124V123H124ZM130 124V123H129ZM129 124H127L128 126H131V125H129ZM131 124H134L132 121H131ZM141 124H142V122H141ZM145 124V123H144ZM180 124L181 123H179V127H180ZM182 124H183V122H182ZM206 124V123H205ZM204 124V125H205ZM208 124H206L207 125V127H208ZM214 124H217V123H214L213 122V125ZM11 126H12V123L10 124ZM34 125H35V122H34ZM81 125V124H80ZM84 125V124H83ZM82 125V126H83ZM107 125V124H106ZM105 125V126H106ZM114 125V124H113ZM121 125V124H120ZM123 125V124H122ZM136 125V124H135ZM134 125V126H135ZM137 125H139V124H137ZM187 126H189V124H186ZM186 125H185V127H186ZM18 127H19V125H17ZM17 126H15V127H17ZM42 126V125H41ZM40 126V127H41ZM44 126V125H43ZM50 126V125H49ZM81 126V127H82ZM89 126V125H88ZM103 126V125H102ZM108 126V125H107ZM116 125H114L113 126V128L112 129H114V128H116L115 127ZM140 126V125H139ZM142 126V125H141ZM144 126V125H143ZM145 126H146V124H145ZM198 126V125H197ZM211 126V125H210ZM219 125H217V127H218ZM13 127H14V125H13ZM17 127V128H18ZM26 127V126H25ZM29 127V126H28ZM27 127V128H28ZM33 127V126H32ZM46 127V126H45ZM85 127V126H84ZM84 127H82V128H84ZM91 127V126H90ZM99 126H97V128H98ZM112 127V126H111ZM138 127V126H137ZM147 127V129H148V126H146ZM178 127V126H177ZM178 127V128H179ZM193 127V126H192ZM199 127V126H198ZM214 127H216V125H214ZM11 128V127H10ZM19 128H21V127H19ZM23 128V127H22ZM123 128V127H122ZM131 128V127H130ZM133 128V130H134V127H132ZM144 128V127H143ZM182 128H184V126H182ZM187 128V127H186ZM190 128H191V126H190ZM190 128H188V129H190ZM221 128V127H220ZM2 128H0V130H1ZM6 129V128H5ZM8 129V128H7ZM12 129H14V128H12ZM11 129V130H12ZM24 129V128H23ZM32 129V128H31ZM34 129V128H33ZM44 129V128H43ZM42 129V130H43ZM87 129H88V127H87ZM99 129H100V127H99ZM119 129V128H118ZM145 129V128H144ZM146 129V130H147ZM180 129V128H179ZM192 129V128H191ZM211 129H212V127H211ZM216 129V128H215ZM9 130V129H8ZM36 130V129H35ZM45 130V129H44ZM43 130V131H44ZM52 130V129H51ZM98 130V129H97ZM97 130H95V132L97 131ZM108 130H109V127H108ZM122 130V129H121ZM121 130H118L119 132H121ZM125 130V129H124ZM128 130V129H127ZM131 130V129H130ZM129 130V131H130ZM138 130V129H137ZM150 130V129H149ZM184 130H186V131H189V130H187V129H184ZM196 130H197V127H196ZM196 130H193V131H196ZM210 130V129H209ZM219 130V127H218V129H217V131ZM2 131L4 132V130L2 129ZM13 131H15V130H13ZM22 131V130H21ZM34 131V130H33ZM105 131H107V130H105ZM110 131V130H109ZM117 131V132H118ZM126 131V130H125ZM144 131V130H143ZM192 131V130H191ZM197 131H199V129L197 130ZM220 131V130H219ZM10 131H8V133H9ZM30 132V131H29ZM49 132H50V128H49ZM103 132H104V129H103ZM112 132V131H111ZM111 132L109 133L110 135H111ZM114 132V131H113ZM123 132V131H122ZM121 132V133H122ZM146 132H149L148 130L146 131ZM144 133V132H142V133H137L136 132V134H135V132L134 133H132L133 135L135 134L137 137V139L140 141V139H142V142L140 143V144H144V146H145V149H146V143L145 142H147V141H154V140H156V138H158V137H156V135H155V138H153V139H151V138H146V137H148V136H146L147 135V133ZM190 132V131H189ZM200 132V131H199ZM202 132V131H201ZM203 132H205V131H203ZM207 132H209V133H207V134H210V131H207ZM213 132H216V130H213ZM0 133H2V132H0ZM5 133V132H4ZM8 133H6V134H4V135H7ZM10 133H12V132H10ZM9 133V134H10ZM13 133H16V132H13ZM12 133V134H13ZM23 133H24V130H23ZM26 133V132H25ZM27 133H28V131H27ZM39 133V132H38ZM46 132H44L43 134H45ZM51 133V132H50ZM97 133H99V132H97ZM97 133H95V134H97ZM104 133H108V131L107 132H104ZM124 133V132H123ZM126 133H127V131H126ZM125 133V134H126ZM150 133V132H149ZM151 133H153V132H151ZM222 133V132H221ZM11 134V135H12ZM49 134V133H48ZM47 134V135H48ZM131 134V136H133ZM203 134H206V133H203ZM214 134V136H216L217 134H218V132L215 134V133H213ZM100 135V134H99ZM105 135V134H104ZM113 135V134H112ZM112 135H111V137H112ZM117 135V134H116ZM124 135V134H123ZM134 135V136H135ZM151 135V134H150ZM154 135V134H153ZM162 136L164 135L163 133L161 134ZM167 135V134H166ZM220 135V134H219ZM13 136H15V134L13 135ZM40 136V135H39ZM44 136V135H43ZM55 136V135H54ZM101 136H103V133H102V135ZM118 136V135H117ZM210 136H212V135H210ZM213 136V137H214ZM218 136V135H217ZM216 136V137H217ZM253 136V135H252ZM2 137V136H1ZM0 137V138H1ZM4 137V136H3ZM2 137V138H3ZM18 137V136H17ZM20 137V136H19ZM23 137V136H22ZM34 137H38V136H34ZM49 137V136H48ZM115 137V136H114ZM121 137V136H120ZM119 137V138H120ZM124 137V136H123ZM128 137H130V135H128ZM33 138V137H32ZM40 138V137H39ZM41 138H42V136H41ZM40 138V139H41ZM104 138V137H103ZM102 138V139H103ZM106 138V137H105ZM113 138V137H112ZM112 138H111V140H112ZM127 137H126V135H125V138H122L123 139V141L122 142H124L125 141V143L127 142L126 140L128 139H126ZM135 138V139H136ZM146 138V139H145ZM183 138V137H182ZM215 138V137H214ZM8 139H12V138H8ZM16 139V138H15ZM14 139V140H15ZM21 139V138H20ZM108 139V138H107ZM118 139V138H117ZM121 139V140H122ZM131 139V138H130ZM158 139H161V138H158ZM187 139V138H186ZM218 139V138H217ZM26 140V139H25ZM34 140V139H33ZM49 140V139H48ZM100 140V139H99ZM114 140H115V138H114ZM166 140V142L164 141V140H162L163 142L161 143V144H159V143H156V149H158L159 151H161V152H163L165 155H166V159H165V157H164V159H165V161L168 159V161H166V164H167V166L168 167H170V169L173 167V170L174 171H172V172H176V173H178L179 174V177H181V178H184L183 176H185V175H188L189 173H191L192 172V168L191 167H189V165L191 164H189L188 163V155L187 154H183V153H181V149H183V151H185L186 149H188V148H190V146H188L187 148H185V143H184V141H183V139H181L183 142H182V147L181 146H179V145H177V142L174 140V137H171V136H168L167 135V138L165 139ZM185 140V139H184ZM11 141V140H10ZM16 141V140H15ZM18 141H21V143H23V141L22 140H18ZM44 141V140H43ZM64 141H66V140H64ZM104 141H106V140H104ZM120 141V140H119ZM129 141V140H128ZM157 141H159V140H157ZM188 141V140H187ZM213 142H214V140H212ZM8 142V141H7ZM101 142V141H100ZM110 142V141H109ZM122 142H120V144H122ZM130 142H133V141H131L130 140ZM136 142V141H135ZM189 142V141H188ZM240 142V141H239ZM18 143V142H17ZM20 143V144H21ZM24 143H25V141H24ZM28 143V142H27ZM27 143H25V144H27ZM31 143V142H30ZM30 143H28L29 145H30ZM124 143V144H125ZM129 143V142H128ZM127 143V144H128ZM3 144V143H2ZM11 144H12V142H11ZM33 144V143H32ZM113 144V143H112ZM111 144V145H112ZM118 145H119V143H117ZM129 144H134V143H129ZM148 144H153V143H148ZM147 144V145H148ZM191 144V143H190ZM243 145H246V143L244 142V143H242ZM258 144V143H257ZM256 144V145H257ZM1 145V144H0ZM107 145V144H106ZM135 145V144H134ZM134 145H132V146H134ZM138 145H139V143H138ZM187 145H188V143H187ZM238 145H240L241 146V143L240 144H238ZM243 145H242V147H243ZM249 145V144H248ZM253 145L254 144H252V147H253ZM260 145V144H259ZM259 145H257V146H259ZM15 146V145H14ZM20 146H23V145H20ZM52 146V145H51ZM53 146H54V144H53ZM59 146V145H58ZM117 146V145H116ZM121 146V145H120ZM129 146V145H128ZM143 146V145H142ZM143 146V147H144ZM240 146H239V148H240ZM2 147V146H1ZM3 147H5V146H3ZM7 147V146H6ZM5 147V148H6ZM37 147V146H36ZM42 147L44 148V149H48V150H52V151H54V153L56 152V154L57 155H61L62 156V154H64V155H70L66 150H64V148L63 149H58L57 148V150H53L50 146H48V144L47 145H45V144H43L42 143ZM42 147H41V149H42ZM57 147V146H56ZM62 147H64V146H62ZM142 147V148H143ZM152 147V146H151ZM241 147V148H242ZM246 148L247 147H250V145L249 146H245ZM262 147V146H261ZM8 148V147H7ZM7 148L4 150L5 152H7L6 150H7ZM35 148V147H34ZM34 148H32V149H34ZM60 148V147H59ZM120 148V147H119ZM119 148H110L111 149V151H113V152H117V153H119V154H121V155H124V156H126V158H129L130 160H132V161H135V159L134 158H132L131 156H129L127 153H125V151L123 150V149H119ZM133 148V147H132ZM138 148V147H137ZM207 148L208 147H206L205 149H206V151H207ZM244 148V147H243ZM251 148V147H250ZM104 149V148H103ZM125 149V148H124ZM154 149V148H153ZM212 149V148H211ZM245 149V148H244ZM256 149H259L258 147L256 148ZM254 147H253V150H256ZM263 149V148H262ZM31 150V149H30ZM38 150V149H37ZM37 150H36V152H37ZM126 150H128V148L126 149ZM139 150H141L140 148H139ZM143 150V149H142ZM201 151H202V149H200ZM210 150V148L208 149V152H210L209 151ZM213 150V149H212ZM248 150V149H247ZM252 150V149H251ZM9 151V150H8ZM13 151V150H12ZM11 151V152H12ZM17 151V150H16ZM28 151V150H27ZM108 151V150H107ZM145 151V150H144ZM143 151V152H144ZM151 151V150H150ZM190 151V150H189ZM205 151V152H206ZM224 151V150H223ZM262 151H264V150H262ZM14 152V151H13ZM13 152H12V154H13ZM35 152V153H36ZM40 152V151H39ZM100 152H102L103 153V151L101 150ZM106 152V151H105ZM126 152H128V151H126ZM130 152V151H129ZM132 152V151H131ZM133 152H135V149L133 150ZM132 152V153H133ZM194 152V151H193ZM203 152V151H202ZM257 152V151H256ZM42 153H43V151H42ZM47 153V152H46ZM194 153H196V151L194 152ZM217 153H219V151L217 152ZM222 153V152H221ZM225 153V152H224ZM223 153V154H224ZM259 153V152H258ZM0 154H2V155H5L6 156V154L5 153H3L1 150H0ZM8 154H11L10 152L8 153ZM16 154H18V155H21V153L19 154L18 153V151L16 152ZM107 154V153H106ZM149 154V153H148ZM151 154H153V153H151ZM155 154H156V152H155ZM154 154V155H155ZM158 154V153H157ZM199 154H202L201 152L199 153ZM209 154V153H208ZM207 154V156H211V154L210 155H208ZM227 154V153H226ZM43 155H45V153L43 154ZM42 155V156H43ZM47 155V154H46ZM50 155V154H49ZM109 155V154H108ZM134 155H136V154H134ZM196 155H197V153H196ZM203 155V154H202ZM212 155H214V154H212ZM1 156V155H0ZM22 156V155H21ZM53 156V155H52ZM51 156V157H52ZM77 156V155H76ZM79 156V155H78ZM151 156V155H150ZM192 156V155H191ZM201 156V155H200ZM206 156V155H205ZM204 156V157H205ZM6 157H8V156H6ZM22 157H24V156H22ZM36 157H37V155H36ZM73 157V156H72ZM149 157V156H148ZM193 157V156H192ZM215 157H217L216 155H215ZM219 157V156H218ZM223 157L224 158H226V156H224L223 155ZM223 157H222V160H223ZM227 157H229L228 155H227ZM21 158V157H20ZM32 157L30 156V159H31ZM49 158H50V156H49ZM48 158V159H49ZM53 158V157H52ZM60 158V157H59ZM69 158H70V156H69ZM138 158V157H137ZM156 158H157V155H156ZM195 158V157H194ZM193 158V160H195ZM207 159H208V157H206ZM221 158V157H220ZM219 158V159H220ZM231 158V157H230ZM238 158H239V156H238ZM242 159H244L243 157H241ZM18 159V158H17ZM26 159H28V158H26ZM40 159V158H39ZM54 159H57V158H55L54 157ZM62 159V158H61ZM60 159V160H61ZM74 159L75 160H77L78 158H75L74 157ZM82 159H84V158H82ZM112 159V158H111ZM114 159V158H113ZM151 159V158H150ZM161 159V158H160ZM179 159V160H178ZM196 159H198V158H196ZM201 159H203V158H201ZM207 159H206V161H207ZM209 159H210V157H209ZM209 159H208V161H209ZM211 159H212V157H211ZM217 159V158H216ZM241 159V161H245V160H242ZM0 160H3V159H0ZM5 160V159H4ZM13 160V159H12ZM22 160H24L23 158H22ZM22 160H14V161H16L18 164H20V166L22 165L23 167H25V168H30V173L31 174H28V173H26V174H28V176L26 175V176H23L22 174H20V173H16V176L14 177V178H11V174H12V172H13V169H12V172L10 171V169H7V170H9L10 172H8L7 170V172L8 173H5V175L4 174H2V170H0V177H1V180H3V181H1V182H4L5 183V185H7V184H9V182H11V187L12 188H14V190L16 191V193H17V195H15L16 193H13L14 195V198L16 199H10V193H11V191H8V190H6L5 188H3L2 186H0V189H1V192H0V216H4V218H6V219H9L10 220V224L9 223H5V222H8V221H6V219H3L2 217H0V223H5V225H7V228L6 229H4L5 230V232H9V234L10 235H7V234H4L5 236L7 235V236H12L11 238L13 239V242L10 244V246L9 245H7V244H4V248L2 247V249L0 248V264H46L44 261H50V260H44V258L45 259H48V258H46V257H43V254L41 255V252L39 251V249H38V244L37 243H40L39 242V239L40 238H43L45 241H54V242H56V241H58L59 242V244H62V243H60V241L61 242H64V243H66V244H64L63 243V245L65 246V247H67L68 248V244H71V243H73V244H76V245H84L85 243H87V242H90L91 241V237L90 236H88V235H90V234H85V233H82V232H79L78 230L80 229H76L75 228V226L73 227L72 226V223H71V226L69 225V223L70 222H68L67 223V220H69L70 218H72V220L74 219V218H76V219H78V220H80L84 225L83 226H85V227H87L88 228V230L89 231H91L92 232V230L94 231V234H98L99 236H100V238H98L97 237V239H103V240H107V242H105V241H99V242H101V243H103V242H105L106 243V246L104 245V244H102V246H103V248H106L107 247V244L109 245L107 248H109L110 246L112 247H110L109 249L111 250V249H113L111 252H113V253H109L108 255H112L113 254V257H114V260H115V258H117V260L118 259H120V258H122L121 260L125 263V262H129V260H128V257H131L128 253H127V251L125 250V240L128 238L127 236L129 235V233H128V235H125V233H127L128 232V228L129 227H127V226H125L127 223H125L126 221H125V219L126 218H124V217H122V218H124V220L121 218L120 219V217H121V215H118V216H120L119 218H117V219H120L122 222H123V224H125L124 226H125V228H127L124 232H123V234H122V231L121 232H118L119 231V229L117 228V225L118 224H116V228L114 227V229H115V232H114V230L112 231V229H110V227L108 226V224H110L109 222L110 221H112L111 220V218H112V214H107V213H104V212H102L100 209H98V208H96L94 205L93 206H90L89 204H87L86 202L84 203L82 200H81V198H79V197H77L78 196V194H77V196H75V195H73V194H75V193H69L70 191H75V192H77V193H80V194H83V196H85L86 198H88V199H91V200H94V201H96L95 203H98L99 205L100 204H102V205H106V206H108V207H110L111 208V211L112 212H115L116 210H118V208H119V206H116L114 203H112V202H110V201H108L106 198H105V196H104V192H102L101 191V193L100 192H98L97 190H96V188L95 187H107V183H109V182H107L106 184H104L103 183V177L101 178L100 176L99 177H97L96 175H94L92 172H90V171H86L85 169H80L79 171L78 170H76L77 171V173H78V178H79V180L80 179H82V180H84L83 182H79V183H77L76 181H77V178H76V181H75V179H74V176H73V178H65L64 176H60V175H56V173L58 172V170H59V168H57L56 169V167H55V169L54 168H52V167H50L49 168V170H48V172L47 173H44V171H45V169H44V171H38L37 169L35 170L34 168H31V167H28L27 165H25V164H23L22 162ZM43 159H41V161H42ZM73 160V159H72ZM178 160V161H177ZM215 160V159H214ZM228 160V159H227ZM226 160V161H227ZM22 161V162H21ZM27 161V160H26ZM26 161L24 162V163H26ZM30 161V160H29ZM40 161V162H41ZM47 161V160H46ZM50 161H52V160H50ZM79 161V160H78ZM115 161V160H114ZM118 161V160H117ZM152 161H153V159H152ZM199 161V160H198ZM202 161V160H201ZM224 161H225V159H224ZM239 161V160H238ZM5 162V161H4ZM28 162V161H27ZM33 161H30V163H32ZM36 161H34L33 162V164L35 163ZM53 162V161H52ZM55 162V161H54ZM62 162H64V161H62ZM111 162V161H110ZM120 162V161H119ZM118 162V163H119ZM122 162V161H121ZM155 162V161H154ZM214 162V161H213ZM216 162V161H215ZM236 162H237V159H236ZM236 162H235V164L233 165V167H235L237 164H236ZM246 162V161H245ZM10 163V162H9ZM16 163V165H18ZM38 163V162H37ZM36 163V165H38ZM42 163V162H41ZM65 163V162H64ZM68 163V162H67ZM71 163V162H70ZM69 163V164H70ZM127 163V162H126ZM197 163V162H196ZM228 163V162H227ZM229 163H231V162H229ZM238 163H241L242 164V162H238ZM1 164H3V163H1ZM5 166L3 165V167H7V165H8V162H5ZM15 164V163H14ZM53 164V163H52ZM57 164V163H56ZM59 164V163H58ZM69 164H67V165H69ZM83 164V163H82ZM94 164V163H93ZM99 164V163H98ZM158 164V163H157ZM189 164V165H188ZM200 164H201V162H200ZM199 164V165H200ZM217 164H219L218 162H217ZM224 164H226V163H224ZM253 164V163H252ZM31 165V164H30ZM71 165H73V164H71ZM76 165V164H75ZM125 165V164H124ZM155 163H154V165H153V167H155ZM211 165V164H210ZM227 165V164H226ZM230 165V164H229ZM239 166H240V164H238ZM237 165V166H238ZM243 166L245 165L244 163L242 164ZM42 166V165H41ZM86 166V165H85ZM138 166V165H137ZM198 166V165H197ZM196 166V167H197ZM206 166V165H205ZM213 166V165H212ZM242 166V169L244 168ZM252 166V165H251ZM0 167H2V166H0ZM13 167H15V166H13ZM22 167V168H23ZM37 167H40L39 165L37 166ZM83 167V166H82ZM98 167V166H97ZM125 167V166H124ZM134 167V166H133ZM159 168H160V166H158ZM217 167V166H216ZM219 167H220V165H219ZM229 167V166H228ZM232 167V166H231ZM246 167V166H245ZM253 167V166H252ZM254 167H256V166H254ZM4 168V169H5ZM41 168H46V167H41ZM68 168V167H67ZM75 168V167H74ZM80 168V167H79ZM79 168H76V169H79ZM122 170H123V168L122 167H120ZM135 168H138V167H136L135 166ZM209 168V167H208ZM211 168V167H210ZM15 169H17V168H15ZM24 169V168H23ZM40 169V168H39ZM47 169V168H46ZM64 169V168H63ZM69 169V168H68ZM99 169V168H98ZM103 169H105V171H107L106 170V168H103ZM170 169H169V171H170ZM206 169V168H205ZM222 169V168H221ZM227 169V168H226ZM231 169V168H230ZM236 168H232V170L231 171H233V170H235ZM260 169V168H259ZM43 170V169H42ZM57 172H56V171ZM95 170V169H94ZM93 169H92V171H94ZM237 171L236 172H238L240 169L238 168V169H236ZM251 170L253 171V173H254V170L255 169H253V168H251ZM263 170V169H262ZM18 171H20V169L18 170ZM22 172H23V170H21ZM47 171V170H46ZM45 171V172H46ZM60 171V170H59ZM62 171V170H61ZM72 171V170H71ZM101 171V170H100ZM110 172H111V170H109ZM113 171H115V170H113ZM112 171V172H113ZM117 171V170H116ZM115 171V172H116ZM155 171V173L156 174H159V171L157 172L156 170H154ZM195 171V170H194ZM215 171V170H214ZM213 171V172H214ZM224 171V170H223ZM228 171V170H227ZM241 171V170H240ZM252 171H251V175L253 176H255V174H252ZM261 173L263 172V171H261V169L259 170ZM21 172V173H22ZM63 172V171H62ZM75 172V171H74ZM119 172V171H118ZM212 172V173H213ZM250 172V171H249ZM14 173H15V171H14ZM67 173V172H66ZM66 173L64 172V174H65V176H66ZM161 173H163V172H161ZM160 173V174H161ZM199 173V172H198ZM209 173V172H208ZM211 173V176H212V178H214V179H217L216 177V174H215V172L212 174ZM225 175H226V173L225 172H223ZM228 173H230L229 171L227 172V174ZM258 173V172H257ZM257 173H256V176H258L257 175ZM264 173V172H263ZM24 174V173H23ZM57 174H60V173H57ZM97 174V173H96ZM107 175H109L108 173H106ZM114 174V173H113ZM165 174V173H164ZM218 174H219V171H218ZM239 174H240V172H239ZM239 174H237V175H239ZM242 174H243V172H242ZM245 174H247V172L245 173ZM62 175V174H61ZM69 175V174H68ZM115 175H118V174H115ZM197 175V174H196ZM209 175H210V173H209ZM234 175V176H233ZM244 175V174H243ZM243 175H241L242 177H244L245 179L247 178V177H245V176H243ZM248 175V174H247ZM49 176H52L55 180L53 181V182H50V179H48V177ZM71 176V175H70ZM69 176V177H70ZM154 176H155V174H154ZM160 177H161V175H159ZM166 174H165V178H166ZM221 176V175H220ZM220 176L218 177V178H220ZM230 176H233V177H235V174H232V173H230ZM230 176H229V178H228V180H230ZM105 177V176H104ZM107 177V176H106ZM116 177V176H115ZM121 177V176H120ZM143 177H145V175H143ZM142 177V178H143ZM149 177V176H148ZM147 177V178H148ZM153 176H151V178H152ZM156 177V176H155ZM163 177V176H162ZM168 177V176H167ZM191 177V176H190ZM196 177H198V175L196 176ZM224 177V176H223ZM223 177H221V179L223 178ZM227 177V175L225 176V178ZM232 177V178H233ZM250 177V176H249ZM249 177H248V181H249ZM108 178V177H107ZM112 178V177H111ZM146 178V177H145ZM144 178V179H145ZM146 178V179H147ZM169 178V177H168ZM261 178H263V177H260V179ZM11 179H13L12 181H10ZM110 179V178H109ZM109 179H107V181L109 180ZM149 180H150V178H148ZM156 179H157V177H156ZM160 179V178H159ZM159 179H158V181H159ZM195 179V178H194ZM241 179V178H240ZM245 179H241V180H245ZM251 179V181H252V179L254 180V177L252 178H250ZM16 180L18 181V183H16ZM78 180V181H79ZM85 180H86V182H85ZM154 180V179H153ZM153 180L151 181L152 183H153ZM162 180V179H161ZM170 180V179H169ZM233 180V179H232ZM235 180H236V178H235ZM257 180V179H256ZM255 180V181H256ZM262 180V179H261ZM73 181H75V182H73ZM111 181V180H110ZM165 181H166V179H165ZM218 181H219V179H218ZM226 181V180H225ZM224 181V182H225ZM234 181V180H233ZM247 181V180H246ZM105 182V181H104ZM121 182H123V181H117V184H120L119 186H120V188H121V186H123V183H121ZM151 182H147L149 185H151L152 186V184H151ZM169 182H171V181H169ZM174 182V181H173ZM180 182H182V181H180ZM184 182V181H183ZM238 182V181H237ZM240 182V181H239ZM243 182L244 183H247V182H245V181H242L241 183L243 184ZM250 182V181H249ZM248 182V183H249ZM253 182V181H252ZM252 182H251V185H253V187H254V185L255 184H252ZM260 182H262V181H260ZM3 183V184H4ZM22 183H28V185H30L31 186V188H30V190H31V192H29V193H27V192H24V191H21V189L22 188H25V186L24 187H22ZM54 183L56 184V183H59L58 185L59 186H65L66 185V188H70V191L69 192H65V190L66 189H64V190H59V189H62V188H65V187H56V185L54 186ZM83 183H85L86 185H88L89 187H87V186H84L83 185ZM158 183V182H157ZM164 183V182H163ZM167 183V182H166ZM176 183V182H175ZM175 183H173V184H175ZM194 183V182H193ZM196 183V182H195ZM213 183H214V180H213ZM216 183H217V181H216ZM222 183H223V181H222ZM231 183H232V181H231ZM52 184V185H51ZM111 183H109V185H110ZM112 184H114V182L112 183ZM189 184V183H188ZM191 184V183H190ZM201 184V183H200ZM199 184V182H197V184H194L193 186H187V184L185 183V188H183L182 190H181V188H179L180 190L179 191H177L176 189H174L173 187H171V185H170V188H167L166 186V188L167 189H165V192L168 194V195H172V197H174V198H176V202L175 201H173V203L175 202V205L177 206V207H179L180 209H182V210H187L188 208H192V206H195V204H196V195L195 194H198L197 192H195L194 190H195V188L196 189H199V188H204V185L202 184V186ZM212 184V183H211ZM218 184V183H217ZM233 184H234V182H233ZM237 184V183H236ZM236 184L234 185V186H236ZM263 184V183H262ZM0 185H2V183H0ZM23 185H25V184H23ZM154 185H156V187L158 186L159 187V184L157 185L156 184V182H155V184ZM152 186V187H155V186ZM163 185V184H162ZM169 185V184H168ZM220 185V184H219ZM227 185H228V182H227ZM244 185V184H243ZM261 185V184H260ZM10 186V185H9ZM111 186V185H110ZM116 186V185H115ZM118 186V187H119ZM126 186V185H125ZM173 186V185H172ZM210 186H212V185H208L207 187H205L204 189H206V188H208V187H210ZM223 186V185H222ZM226 186V185H225ZM256 186H257V184H256ZM263 186H264V184H263ZM2 187V188H1ZM113 187V186H112ZM193 187V188H192ZM213 187L214 186H212V188L211 189H213ZM218 187V186H217ZM230 186H228V188H229ZM130 188V187H129ZM214 188H216V186L214 187ZM234 188V187H233ZM239 188V187H238ZM256 188H259V187H256ZM25 189H27V187L25 188ZM194 189V190H193ZM203 189V190H204ZM211 189H208L209 191L208 192H210V190ZM221 189L223 190V187H221ZM243 189V188H242ZM263 188H261L260 190H262ZM29 190V189H28ZM69 190V189H68ZM106 190V189H105ZM111 190H112V193H115V194H120L119 193V191H118V189H116V188H111ZM119 190H121V189H119ZM129 190V189H128ZM127 190V191H128ZM162 190V189H161ZM174 190H176V191H174ZM224 190H225V188H224ZM226 190H228V189H226ZM225 190V191H226ZM43 191H46L48 194V196L46 195V194H44L43 193ZM107 191V190H106ZM109 191V190H108ZM127 191H125V192H127ZM130 191L131 192H133L132 191V189L130 188ZM129 191V193H131ZM202 191V190H201ZM10 192V193H9ZM13 192V191H12ZM122 192H124V191H122ZM162 193L161 194H164L163 192H164V190H162L161 191ZM200 192V191H199ZM204 192H207L206 190L204 191ZM207 192V193H208ZM230 193V195H229V197H231V192H233V195H234V191H232V189L229 191ZM19 193H23V196H24V199H21V200H23V203L21 202H19V201H17V199H20L18 196H20V197H22ZM107 193V192H106ZM165 193V194H166ZM201 193V192H200ZM203 193V192H202ZM201 193V194H202ZM212 193V192H211ZM215 193V192H214ZM213 193V195H215ZM219 194H222L221 193V191H219L218 192ZM226 193H227V191H226ZM226 193H224V191H223V195H225ZM258 193V192H257ZM158 194V193H157ZM261 193H259V195H260ZM107 195H109L108 193H107ZM127 195V194H126ZM223 195H221L222 197H224ZM237 195H239V194H237ZM241 195H243V194H241ZM246 195V194H245ZM52 196H56L57 198H59L58 200H59V203H56V202H51L50 200V198H53ZM82 196V195H81ZM110 196V195H109ZM108 196V197H109ZM132 196V195H131ZM135 196H137V195H135ZM161 196V195H160ZM216 196H217V194H216ZM226 196V195H225ZM244 196V195H243ZM12 197V196H11ZM85 197H83V198H85ZM107 197V196H106ZM122 197H124V196H122ZM127 197V196H126ZM213 197V196H212ZM218 197V196H217ZM216 197V199H218ZM237 197V196H236ZM257 197H258V195H257ZM262 196H260L257 200H260V198H261ZM47 198H48V200H47ZM131 199H133L132 197H130ZM137 198V197H136ZM136 198H134V199H136ZM226 198H228V197H226ZM226 198H224V199H226ZM234 198V197H233ZM232 198V199H233ZM241 198V197H240ZM244 197H242V199H243ZM247 198V197H246ZM54 199V198H53ZM56 199V198H55ZM54 199V200H55ZM117 199V198H116ZM122 199V198H121ZM127 200H128V202H130L131 200H129L128 199V197L126 198ZM133 199V200H134ZM138 199L139 200H141L139 197H138ZM167 199V198H166ZM168 199H170V198H168ZM2 200H4L8 205H11V207H12V209L10 208V206H6L7 208H5V207H2V206H5L4 204L2 205ZM85 200V199H84ZM112 200V199H111ZM115 200V199H114ZM229 201L228 202H230V199H228ZM53 201V200H52ZM56 201V200H55ZM61 201V202H60ZM88 201V200H87ZM120 201H123V200H120ZM137 201V200H136ZM167 201H170V200H167ZM220 201H221V199H220ZM225 201V203H226V201L227 200H224ZM234 201V200H233ZM243 201H245V198H244V200ZM247 201V200H246ZM245 201V202H246ZM249 201V200H248ZM256 201V200H255ZM264 202V200H261L260 201V203L261 202ZM118 202V201H117ZM125 202H127L126 200H125ZM127 202V203H128ZM135 202V201H134ZM138 202V201H137ZM198 202V201H197ZM250 202L251 203H253L254 204V202H252L251 200H250ZM257 202V201H256ZM60 203H62L61 205H60ZM119 203V202H118ZM139 203H141V202H139ZM221 203H222V201H221ZM224 203V204H225ZM234 203V202H233ZM259 203V202H258ZM257 203V204H258ZM260 203H259V205H260ZM123 204H125V203H123ZM145 204V203H144ZM200 204V203H199ZM223 204V205H224ZM232 204V202L230 203V205ZM256 204V205H257ZM264 204V203H263ZM2 205V206H1ZM126 205V204H125ZM127 205H131V203H129V204H127ZM123 206V211L122 212H124V211H129V210H131L134 206H136V205H134L133 207L131 206V207H128V206ZM140 205V204H139ZM227 205V204H226ZM233 205V204H232ZM231 205V206H232ZM243 205L245 206L244 207V209H242V210H238V211H241L240 212V214L238 215V216H236L234 219H233V221H232V223H236V224H224V221H223V224H219L218 222V224H216V225H214L213 224V222H212V224L210 225L209 223L212 221V219L210 220V218H208L209 220H210V222H209V220H207V221H201V223L199 224L198 223V221L200 220L199 219V217H196V223H198V225L197 226H199V229H200V240H201V242L205 245V247L207 248V252L211 255V257L213 258V260H214V262H216L217 264H247V263H252V264H264V214H261V213H259L258 215H256L255 213L253 214L252 212H251V208H253V207H251L250 205H249V203L247 202V203H244L243 202ZM145 206V205H144ZM147 206V205H146ZM199 206V205H198ZM225 206V205H224ZM223 206V207H224ZM230 206V208L232 209H234V207H231ZM234 206V205H233ZM103 206H101V208H102ZM124 207L125 208H130L129 210L127 209V210H125L124 209ZM137 207V206H136ZM139 207H141L142 208V206H139ZM75 208H83V209H86V211L91 215V217L93 218V219H96L97 220V222L96 223H98V220L99 219H101V223L100 224H103L104 226H99L98 224H94V223H92V222H89V221H85V220H83L82 218H80V217H78V216H76V214L74 213V210H75ZM104 208V207H103ZM106 208V207H105ZM144 208H146V207H144ZM196 208V207H195ZM219 208H221V207H219ZM228 208V207H227ZM138 209V208H137ZM232 209V210H233ZM77 210V209H76ZM189 210V209H188ZM192 210H194V209H192ZM205 210V212H206V209H204ZM217 210H219V209H217ZM228 210V209H227ZM103 211H106V210H103ZM108 211V210H107ZM149 211V210H148ZM148 211H139V212H142L143 214L145 213V215L147 214V212ZM208 211V210H207ZM234 211H235V209H234ZM237 211V212H238ZM58 212H60L61 213V215L64 217V220H61V221H59V219H63V218H60L59 217V219L57 220V213ZM77 213H79V212H81L80 210L79 211H76ZM131 212V211H130ZM133 212V211H132ZM135 212H138L137 210L135 211ZM138 212V213H139ZM202 212H203V210H202ZM229 211H223L222 213H224V214H220V217H224V216H226L227 217V213H228ZM231 212V211H230ZM84 214H85V212H83ZM141 213V214H142ZM149 213V212H148ZM208 213H211V212H207V215H208ZM232 213V212H231ZM234 213H236V212H234ZM234 213H232V214H234ZM80 214H82V212L80 213ZM127 214H129V213H127ZM134 214V213H133ZM132 213L130 214V216L131 215H133ZM140 214V215H141ZM150 215H152L151 214V212L149 213ZM214 214H217V213H214ZM213 214V215H214ZM60 215V214H59ZM58 215V216H59ZM60 215V216H61ZM83 215V214H82ZM85 215H88V214H85ZM149 215V216H150ZM56 216V217H55ZM61 216V217H62ZM117 216V215H116ZM117 216V217H118ZM128 216V215H127ZM136 216H139V215H136ZM153 216H155V214L153 215ZM209 216V215H208ZM231 216H233V215H231ZM87 217V216H86ZM146 217V216H145ZM156 217V216H155ZM66 218V219H65ZM116 218V217H115ZM115 218H114V220H115ZM211 218H213V217H211ZM232 217H230V219H231ZM214 219V218H213ZM224 219V218H223ZM229 219V218H228ZM230 219H229V221H230ZM2 220V221H1ZM3 220H5V222L3 221ZM65 220H66V222H65ZM75 220V219H74ZM120 220H119V225L121 224V226H122V223H120ZM225 220V219H224ZM91 221V220H90ZM115 221H117V220H115ZM128 221V220H127ZM133 227L131 228V230H132V232H137L138 234H139V236L141 237V238H143V239H148L149 241H151L152 243H154L157 247H159L158 245H160L161 247H163V249L165 250V251H170L171 249L173 250L175 247H176V242L173 240L172 241V237H171V230H170V228H169V226H168V224L165 222V220L164 219H161V218H156V219H153V217L152 218H147V219H142V218H138V217H136V218H134L133 220ZM28 222H30V223H32L35 227H37V228H33L34 226L33 225H31V224H29V225H31V228L32 229H34V231L33 232H36V237L34 238V239H32L31 238V236L29 237V236H27V234H25V232L24 231H26L27 229H30V226H28ZM78 222V221H77ZM74 223H75V221H74ZM115 223V222H114ZM130 222L128 221V224H129ZM238 223H241V224H243L244 226L243 227H240V226H238L237 224ZM75 225V224H74ZM77 225V224H76ZM130 225V224H129ZM195 225V224H194ZM240 225V224H239ZM33 226V227H32ZM79 227H81V226H79ZM112 227V226H111ZM123 227V226H122ZM121 227V228H122ZM124 228V227H123ZM129 228V229H130ZM112 231H110V230ZM116 229L118 230L117 232L118 233H116ZM84 230V229H83ZM82 230V231H83ZM249 230H251V231H253V232H255V235L256 236H248V231ZM84 231H87V230H84ZM109 231L112 233V234H114V235H110L109 234ZM130 231V230H129ZM0 232H2V231H0ZM4 232V231H3ZM2 232V233H3ZM90 232V233H91ZM114 232V233H113ZM131 232V233H132ZM116 233V234H115ZM93 234V235H94ZM199 235V234H198ZM4 236H2V238H3ZM0 238H1V236H0ZM1 238V239H2ZM211 238H215V239H217V240H212ZM5 238H3V240H4ZM2 240V241H3ZM7 240V239H6ZM93 240V239H92ZM1 241V242H2ZM48 241V242H49ZM127 241V240H126ZM0 242V243H1ZM95 241H93L92 242V244L94 243ZM99 242H98V245H94L96 248H97V246H99ZM51 243V242H50ZM96 243V242H95ZM97 244V243H96ZM80 245V246H81ZM71 246V250H72V248H73V250L75 249L74 248V246L71 244L70 245ZM89 246V245H88ZM93 246V245H92ZM8 247V248H7ZM10 247V248H9ZM31 247H33V250H32V248ZM82 247V246H81ZM161 247H159V248H161ZM88 248H90V247H88ZM99 248H101V249H99ZM99 248H97V249H99L100 251L102 250V251H105V250H103L102 249V247L101 246H99ZM70 249V248H69ZM96 249V250H97ZM108 249V250H109ZM162 249V248H161ZM176 249V248H175ZM175 249L173 250V252L175 251ZM231 250H234V253L231 251ZM75 251V250H74ZM78 250H76V252H77ZM100 251H99V255L101 254L100 253ZM107 251V250H106ZM51 252H55V251H51ZM57 252V251H56ZM87 252V251H86ZM86 252H85V255H86ZM108 252V251H107ZM106 252V253H107ZM28 253H32V254H28ZM105 253V254H106ZM165 253V252H164ZM77 254H78V252H77ZM80 254V253H79ZM104 254V252H103V255H105ZM166 254V253H165ZM88 255V254H87ZM98 255V256H99ZM102 255V254H101ZM100 255V258H99V260L98 261H100V259H102L101 256ZM129 255V256H128ZM184 255H185V259H186V264H200L199 263V261H197V260H193V259H191L190 258V256L188 255V253L187 252H184ZM49 256V255H48ZM56 256V255H55ZM90 256V254L88 255V257ZM92 256V255H91ZM51 257V256H50ZM66 257V256H65ZM67 257H69V255L67 254ZM105 257V256H104ZM103 257V258H104ZM112 258V256H107L106 255V257L104 258V259H106V258ZM71 258V256L69 257V259ZM89 258H91V257H89ZM98 259V257L96 256L95 258H91V260H93V261H95L94 259ZM51 259V258H50ZM104 259H102V260H104ZM108 259V261H112V260H109ZM113 259V258H112ZM107 260V259H106ZM121 260H118V261H121ZM92 261V262H93ZM97 260L95 261L96 263L98 262ZM51 262H52V264H70L69 263V261H67V260H61V259H59V258H55L54 257V259H52L51 260ZM101 262V261H100ZM103 262V261H102ZM104 262H107V261H104ZM113 262V261H112ZM117 262V261H116ZM115 261H114V263H116ZM49 263V262H48ZM118 263V262H117ZM116 263V264H117ZM94 264V263H93ZM98 264H99V262H98ZM102 264V263H101ZM103 264H105V263H103ZM106 264H109L108 262L106 263ZM112 264V263H111ZM121 264H122V262H121ZM130 264V263H129Z\"/></svg>",
  "mask_w": 264,
  "mask_h": 264
}]
</instances>
